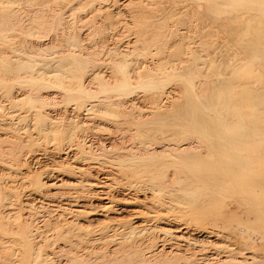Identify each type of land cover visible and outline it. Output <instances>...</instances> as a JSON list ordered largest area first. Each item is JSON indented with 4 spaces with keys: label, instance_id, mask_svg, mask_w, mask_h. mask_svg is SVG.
I'll return each mask as SVG.
<instances>
[{
    "label": "bare ground",
    "instance_id": "6f19581e",
    "mask_svg": "<svg viewBox=\"0 0 264 264\" xmlns=\"http://www.w3.org/2000/svg\"><path fill=\"white\" fill-rule=\"evenodd\" d=\"M19 1V0H18ZM26 1V0H22V3L21 4H25L24 2ZM27 1H29V0H27ZM31 1H33V0H31ZM40 1V0H39ZM42 1L43 0H41V3H42ZM49 1V3L52 1V0H48ZM53 1H55L54 3H53ZM52 1V3L53 4H57L56 3V1L58 2V1H62V0H53ZM69 1V0H68ZM74 1V0H73ZM81 4H83L84 2H85V5H87V4H90V5H94V7L98 4L99 5V3H100V1L99 0H78ZM82 1H84L83 3H82ZM95 1H99V3L97 2H95ZM105 1V0H104ZM104 1H102V2H104ZM107 1V0H106ZM105 1V2H106ZM113 1H115V0H113ZM162 1H164V0H162ZM174 1L175 0H173V2H171V0H170V2L172 3V4H174ZM181 1V0H180ZM180 1H178L179 3H183V1L182 2H180ZM185 1V0H184ZM192 1V0H191ZM194 1V0H193ZM198 1V0H197ZM199 1H203L204 3H202L201 5H203V7L200 5V3H199V5L201 6H198L197 5V3H195V4H193L192 5V7L194 6V7H196L195 5H197V7H198V10H200V11H204L202 14H204L203 16H205V18H203V17H200V19L201 18H203V19H199L198 17L200 16V15H202V14H200V15H197V18L202 22L204 19H206L207 21H210V23L212 24V22H213V20L214 19H218V17L220 16V15H222L223 16V14H225V13H229L230 14V12L232 13V16H234L236 13H240V12H235V14L232 12V10L234 9V8H236V9H246L247 10V8L246 7H250V8H252L253 10L255 9V11H254V13L256 14V10H258L259 11V13H262V7L264 6V4H262V5H260L259 4V2H257V1H260V0H199ZM36 2V1H35ZM34 2V3H35ZM37 2H38V0H37ZM59 2V4H61ZM63 2H64V0H63ZM62 2V3H63ZM66 2V1H65ZM71 2H72V0H71ZM70 1L68 2V4H67V6L69 5V3H71ZM78 2V3H79ZM93 2H95V4H93ZM112 2V1H111ZM169 1L167 0V2L165 1V3L167 4ZM177 1H175V3H176ZM177 2V3H178ZM188 2V1H187ZM31 3H33V2H31ZM40 3V2H39ZM39 3L37 4V6L39 5ZM40 3V4H41ZM108 3V2H107ZM115 3H117L118 4V7L121 9V10H127V12H128V9H130L129 10V12L127 13L128 15V19L126 20V17H125V14L123 13V17L121 16V18H123V19H125L123 22L122 21H120L121 19H119L118 17V19L117 20H115L114 22L117 24V22L121 25V23H122V27H124V28H126V30L129 32V34H127L126 33V30L124 31V29H120L119 28V30H120V32L121 31H124L126 34H127V36H131V35H133V36H131L130 38H128V37H126L125 36V38H127L128 40L125 42V43H123V41L125 40L124 38V40L122 39V38H120L119 36H120V32H116L117 34H119V36H117L118 38H120L121 39V42L124 44H122V46L123 47H120V48H122V51L120 52L121 53V57L119 58L118 57V59H114V63H110V64H115V66L114 67H116L115 69H117L116 71H118V72H121V73H124L125 72V65H126V59H125V56L124 55H126V54H132L131 56H133V55H140V56H149V59H150V55H155L156 53H158V52H160V51H162V44H164V41H166V40H168L166 37H173V39L175 38V36H169V35H172V34H176V36L177 35H183V33L181 32V33H178L177 34V32H179V31H176L175 29H177L176 27H175V29H173L174 28V26H180V25H178V24H174V22H181L180 24H184V22H185V24H188L187 22L188 21H190V19H192V18H190V12L191 11H194L196 8H194V9H192L191 8V10H190V12H189V20L188 21H186V16H185V19L183 18L184 17V10L185 9H187V8H184V10L183 11H181L182 9H183V7H182V9L180 10V5H179V3H178V5L177 4H175L176 6V8L177 9H179V13H177L175 10L176 9H174V11L172 10V7L171 6H169V5H171V4H169V5H167V6H169V8L171 7V9H169L168 7V9L166 10V7H165V5H161V3H160V1L159 0H116V2ZM160 3V4H159ZM164 3V2H163ZM162 3V4H163ZM185 3H186V1H185ZM184 3V4H185ZM191 3H194V2H191ZM190 3V4H191ZM15 4H16V0H0V19L2 20H0L1 22H2V24H4V25H2L3 27H1V22H0V28H1V31H0V36H2V38H4V39H1V40H4V41H9V40H11V39H13L12 37H14L15 35H12L13 33V29L12 28H14L15 29V27L17 28V24L15 23L16 22V20H15V18H14V21H12V18L13 17H16V16H18L21 12H19L18 11V13H16L14 10H15ZM27 4H28V2H27ZM66 4V3H65ZM81 4H79L80 6L79 7H81ZM102 4V3H101ZM99 5L100 6V8H101V6L102 5ZM157 4L158 5H160V6H163L164 7V9L166 10V11H168V12H166L164 9V12L162 13V14H160L159 15V13H161L160 11L162 10L161 8V10L159 11V8L158 7H160V6H157ZM184 4L182 5V6H184ZM22 5V6H23ZM29 5L31 6V4L29 3ZM28 5V6H29ZM50 5V9L54 12V14L57 12L56 10L54 11L52 8L54 7H57V5L56 6H52L51 4H49ZM62 5V4H61ZM60 5V6H61ZM74 5V4H73ZM84 5V6H85ZM109 6H110V3L108 4ZM108 5H107V7H108ZM115 4H113L112 3V7L114 6ZM27 6V5H26ZM29 6V7H30ZM40 6V5H39ZM45 6V5H44ZM43 6V7H44ZM70 6H72V4H70ZM98 6V7H99ZM105 8H106V5L104 4L103 5ZM117 6V5H116ZM179 8H178V7ZM187 7H189V4L188 5H186ZM191 6V5H190ZM10 7H12V10L17 14H14V12H12L11 10H10ZM16 7H17V5H16ZM77 7H78V4H77ZM78 7V8H79ZM83 7V6H82ZM81 7V8H82ZM89 7V6H88ZM97 7V6H96ZM104 7L103 8H101V10L100 11H98V8H96L95 10H94V8L92 9L93 10V13H94V15H95V12H96V10L98 11V13H103L104 12ZM157 7V8H156ZM174 7V6H173ZM174 7V8H175ZM205 7V9L203 10H201V8H204ZM240 7H242V8H240ZM18 8H19V6H18ZM21 8L23 9V7H20L19 9L21 10ZM28 8V7H27ZM35 8V7H34ZM44 8H46V10H47V7H44ZM68 8V7H67ZM69 8H71V7H69ZM81 8H79V10L81 9ZM99 8V9H100ZM110 8V7H109ZM108 8V10H109V14L108 15H110V10H111V8L109 9ZM200 8V9H199ZM264 8V7H263ZM31 9V8H30ZM43 9V8H42ZM61 9V8H60ZM59 9V10H60ZM65 9V8H64ZM87 9V8H86ZM107 9V8H106ZM118 9V8H117ZM116 9V10H117ZM243 9V10H244ZM18 9H16V11H17ZM27 10H29V9H27ZM40 10V9H39ZM45 10V11H46ZM49 10V9H48ZM50 10V11H51ZM57 10H58V8H57ZM66 10H68V9H66ZM78 10V11H79ZM91 9H89V11H90ZM91 10V11H92ZM103 10V12H101ZM108 10H106L107 12H108ZM114 10V9H113ZM30 11H33V10H30ZM29 11V12H30ZM35 11V10H34ZM44 11V10H43ZM86 11V10H85ZM91 11H90V13H91ZM95 11V12H94ZM105 11V12H106ZM117 11H119V10H117ZM116 11V12H117ZM157 11H159V13L157 12ZM178 11V10H177ZM200 11H198V12H200ZM257 11V12H258ZM10 12H12L15 16H13V14L12 13H10ZM24 12H27V11H25V7H24ZM62 12H63V10H62ZM62 12H60V13H58L57 15H55V17L56 18H54L55 20L53 21V26L55 25V26H59V24L63 21L62 20V16H59V14L60 15H62L63 13ZM104 12V13H105ZM113 12V11H112ZM111 12V13H112ZM125 13H126V11H124ZM158 14H157V13ZM197 11H195V13H196ZM243 12H245V11H242L241 13H243ZM248 12H252L251 10L250 11H248ZM31 13V12H30ZM29 13V14H30ZM33 13V12H32ZM31 13V14H32ZM37 13V12H36ZM103 13V14H104ZM253 13V12H252ZM259 13H257V14H259ZM12 14V15H11ZM22 14H24V13H22ZM21 14V16L23 17L25 14L28 16V14L27 13H25L24 15H22ZM34 14H35V12H34ZM48 14H50V13H48ZM47 14V15H48ZM53 14V13H52ZM185 14H188L187 13V11L185 12ZM191 14H193V12L191 13ZM234 14V15H233ZM245 14V13H244ZM247 14V13H246ZM37 15V14H36ZM38 15H40L39 13H38ZM37 15V16H38ZM42 15V14H41ZM77 15V14H76ZM91 14H88L87 16H90ZM94 15H92V16H90V18L89 17H87L89 20H92L91 18L94 16ZM97 15V18H98V14H96ZM102 15V14H101ZM115 15V14H114ZM195 15V14H194ZM193 15V17H195ZM237 15V14H236ZM241 15V14H240ZM262 15V14H261ZM261 15H259L260 17H261ZM263 15H264V13H263ZM262 15V17L264 18V16ZM13 16V17H12ZM20 16V15H19ZM18 17V21H19V18H21V22H19L18 24L19 25H21L22 23H23V18L22 17ZM44 16H45V14H44ZM104 15H102V18H100L101 19V21H102V19H103V21H102V23H104V17H103ZM116 16V15H115ZM221 16V17H222ZM225 16V15H224ZM242 16V15H241ZM245 16V15H244ZM247 16V15H246ZM26 17V16H25ZM32 17V16H31ZM30 17V18H31ZM61 19H60V18ZM76 17V16H75ZM96 17V16H95ZM99 17H101V16H99ZM111 17V16H110ZM192 17V16H191ZM229 16H227V17H223V19L222 18H220V19H222L223 21L224 20H227V19H229L227 22H225V32H226V30H227V32L225 33L224 32V26H223V35L225 36L224 37V43H223V45H219L218 47V49H219V52H214L215 53V56H213V60H212V62L213 61H215L216 63L215 64H210V68H209V71L207 72V73H205V77H204V72H205V68L208 66V63L207 62H204L203 61V55H201V57H200V55L198 56V57H196V56H194V55H192L193 53L190 51V49H189V47L187 46V44H185V43H181V41H180V44H177V45H175V47H174V49L171 51V53H170V55H171V57H172V59L170 60H166V63H168V64H170L171 66V69H168V68H170V67H166V64L164 65V67H162L161 68V71H160V73L159 74H153V73H151V72H148V73H146L145 75H143L142 77H140V79L138 80V86L136 87L137 88V90H138V87H140V88H143L144 90L146 89V90H148V91H151V92H153V93H151V96L149 95V93H148V95L151 97L150 99H152V97H153V102L154 103H156V104H154L151 100H150V103L153 105L154 104V106H157V105H159V104H157V103H159L158 102V100L160 99V97L162 96V94H163V96H164V93H162V91H160L159 92V89H162L163 90V88H161L162 87V85H164L166 82H168V81H170V80H172L173 79V81L175 80L176 82L178 81L179 83H180V85H178L179 86V88L178 89H180V90H182V91H176V92H174V93H178L177 95L176 94H174V95H176V97L177 98H179V99H181V100H179L180 102L177 104V102H175L176 103V106L174 105V103H173V105L174 106H172L171 104H172V100H174V99H171V104H169V106L167 105V107H170V111H168V109H167V115L165 116V117H161L160 118V116H158V118H155V116L156 115H153L152 116V120H154V119H160V120H158L156 123H155V121H154V123H152L151 121H150V118H148V121H150L151 122V124H150V122H148V121H146L145 119H143V121H146V125H142L143 127L142 128H140L141 127V125H140V123H141V121H138L139 119H137L136 121H137V124L135 123V124H132V125H138V126H140L139 128H137L136 126H135V128H137V130H135L136 132H134V130H132L131 132L132 133H135V135L133 134V136H136V141L138 140L141 144H142V146H141V144H139V142L137 141V143L141 146V147H143L144 145H146V144H148V143H151V141H156L155 139H158V142H157V144L159 145L160 144V142H162L163 140H161L160 141V139L159 138H163V139H166V140H169V141H173L172 143H175V142H177L178 140H180V138L181 137H186V139L188 138V137H191L192 139H193V137H196L198 140H199V142H200V149H202L201 150V153H199V152H197V154L196 153H194L195 155H193V156H189V157H187V158H185L186 157V155H184L183 153H185V150L187 151V152H189L190 150L189 149H191L192 150V148H191V146L192 145H187V144H185V145H182V149H184V152L182 153L181 151V155H184L183 156V158L181 157V155H178V154H180L179 152L176 154V156L178 155L179 156V158L181 157L183 160L182 161H180L181 163V166L182 167H184V165H185V169H187L186 171H185V173L183 172V173H181V176H180V178H176V179H178L179 181H180V179H182V181H183V178H181V177H184L185 178V180L183 181V182H185V184H184V186H186L185 187V190H184V192H183V198H184V200H183V202H180V201H177L176 199H173V201H174V204L176 205V203L177 204H179V205H181V207H182V210L180 211L181 213H179V212H176L175 211V213L176 214H174V213H172V215H168V214H166L165 212H163V210H162V212L161 211H159V210H161L160 209V207H159V210L157 209V212H153V210L152 209H150V211H148V209L147 208H145V209H139V208H137V205H136V207H133V206H135V204H139V203H141V202H143V200H142V198L139 196V194L140 193H138V192H135L133 189H136V188H138V187H135L134 185H130V187L131 188H126V190H128V194H130L128 197H129V201L130 202H128L127 201V197L126 198H124L123 196H125V194L124 195H122V193H121V195H122V197L123 198H121V197H119V200H117V197L119 196H117L116 198L114 197V193L112 194L111 192H110V189L113 187V183L114 184H118V187L119 186H121V184L123 185V182H127L128 180V178L125 180V179H119V178H116L115 177V174H113V172L114 171H117V170H114L113 172L111 171L112 169H99L100 167H99V165L100 164H98L97 166L99 167H97V166H95L94 164H90V161H89V163H86V164H83L84 162H82V161H80V162H82V164L83 165H81V163H79L78 162V164H80V165H77L76 164V162L74 163V162H72V160L70 161V159H69V157H73V156H70L69 154L70 153H72V152H76V150H77V153L75 154L76 155V157H75V159H83V160H86V156H87V154H90V157L92 156V153H94L93 152V146L92 145H89V144H87L88 146H85L84 145V142L82 141H79L78 143H76V144H73V145H71L70 146V149H68L67 148V150H69L67 153L66 152H64V156H62V158H61V162L62 163H60L61 165H59V166H57V167H54L52 170H54L55 172H56V170L58 171V169L60 170V171H62V172H64L65 173V175H68V177L70 178V180L68 181V179H67V177H65L66 179H67V181H68V183H66L67 181H65V183L63 182V183H61V181H60V179H59V182L57 181V182H51L52 184H49V182H47L46 181V179H43L42 178V175H44V174H46V175H49V174H47V173H49V172H51L50 171V169L49 168H47L46 170H43L42 169V165L40 164V162L38 163L37 162V165H38V167L41 169V170H43V171H40L39 173L37 172V170L36 171H34V172H37L38 174H35L34 175V177L32 176V174H29V173H27L28 175H31L32 177H30L29 179L30 180H28L29 182L30 181H32L31 182V184L30 185H32V187H30L31 189H33V190H36V192H37V189H44L45 188V190H47V192H49L48 194L50 195V192H53L52 194H51V196L52 197H50L51 199L53 198V197H55V195H59V190H61L62 188H63V186L65 185V184H68L67 186H66V188L68 189V187H70L71 188V190H74V192H72V191H68L69 192V194H70V199H71V197L73 196V200H74V198L75 199H85V198H88V197H90V198H94V199H97L98 201H100L99 202V205H102V204H100L102 201H106L105 203V205H103V207L105 208V211L109 214V212L110 213H116L117 214V216H116V218L114 217V218H112L111 219V216L112 215H110V217H107L106 215H108L107 213L104 215V216H106L107 218H105L106 220L108 219V222L106 223L105 221H104V226H102L103 227V229H102V232L103 233H101V235H104L105 234V237H106V239H107V237L109 238H111V237H113V238H117V234H120V236H125V241H123V243L122 242H117L116 240V244H113V241H111L112 243V245L111 246H114V249H113V251H111V252H121V253H118L119 255H118V257L115 255L114 257L112 256V257H110V258H108V254H109V250L107 249L108 247L107 246H105V247H107L106 249L108 250H106L105 251V248L104 249H102L103 247H104V243H103V247L101 248L102 250H104V251H102V252H100V250L99 249H97V248H99L98 246H99V244H101L102 242L100 241V239L102 238L101 236L100 237H98V239L99 240H97L96 242H98V241H100V243L98 244L97 243V247H96V250H98V251H96L97 253L95 254L97 257H94V258H92L91 257V253H93L92 251H91V248L88 250L89 252H84V253H82L81 255H80V253L81 252H79L78 251V249L80 248V247H83L84 249L86 248V250L89 248V246L90 245H87V243L91 240L90 238H88L87 237V235L89 236L90 234H88L89 232H90V225H89V223L87 222L86 223V226L87 225H89V229L87 230V227L85 228L84 227V229H86V233L85 232H80V231H77L76 233L75 232H71V231H74V229H76V228H78L79 230H81V231H83L82 230V225H81V222H80V220H79V218H83V215L86 213V212H84L85 211V209L86 208H89V207H87L86 206V204H79V203H76V204H67V206L65 207V205H63V207H65V208H63L62 206H60V207H62L63 209L62 210H64L65 211V213L68 211L70 214H72V217H73V220L72 219H69L68 218V220H71L69 223H65V221H67V220H63V223L62 224H59V222L56 224V225H54L53 226V231H55L54 233H53V235H55V233H56V236H57V238H59V239H61L60 241H62V240H64L65 242V245H63V246H61V247H59L60 249L57 251L58 252V254H68V255H65V256H67L68 257V262H70L71 261V263L72 264H79L78 263V259H80L81 261H83L84 259H85V257H86V260L87 259H90L88 256L90 255V257L92 258V259H94L93 260V262L95 263V264H110V262H111V264H115L117 261V259H123L122 261H120L119 263L121 264V263H123L124 264V262H125V264H147L146 262L148 261V260H150V259H152L154 262L152 263V264H201L200 263V260H202L201 262H203L204 260L203 259H201L202 258V256L203 255H201V258H199V255H197L196 253H198L197 251H193V250H189V248L191 249V245H192V247H194V246H196L198 243H199V241H198V237H208V238H210L211 240L212 239H214L215 241L216 240H221L222 238H224V236L226 235V238L228 239V241L226 242V241H224V242H222V244L223 245H221V247H219V250H221L220 248H223L225 251H226V255H224V256H226V258L227 259H233L232 261H234V259H243L242 261L244 262V259L245 260H247V259H262V256L260 257V256H258L257 254L259 253V252H257L256 253V251L258 250V248H260V249H263L264 250V210L262 211V213H261V215H260V217H254L253 216V212H254V210H255V208H256V205H257V199H256V197H259V196H263V199H264V173H262L263 172V166H264V25L262 26V23H260V22H256V26L254 25V21L253 20H251V19H246L245 18V20L244 19H242L243 17H240L239 15H238V17H240L241 19H238V18H235V17H232L231 18V15H230V17L228 18ZM249 17V16H248ZM257 17V16H256ZM261 17V18H262ZM29 18V19H30ZM52 18V17H51ZM68 18V17H67ZM87 18H85V20L83 21L84 23H86V21L88 20ZM106 18H107V16H106ZM112 18V17H111ZM196 18V17H195ZM195 18H193V20L195 19ZM226 18V19H225ZM234 18V19H233ZM26 19V18H25ZM28 19V20H29ZM33 19H35V18H33ZM33 19H31V20H33ZM53 19V18H52ZM52 19H51V22H52ZM64 19V18H63ZM81 19V18H80ZM79 19V20H80ZM93 19L94 20H96V18H94L93 17ZM99 19V20H100ZM233 21H232V20ZM23 20V21H22ZM27 19H26V21L24 22V26L26 27L28 24H29V22H31V20L28 22V24H27V21H28ZM67 20V19H66ZM69 20V19H68ZM76 20H78V19H76ZM76 20H74V21H76ZM78 20V21H79ZM83 20V19H82ZM94 20H92V21H94ZM185 20V21H184ZM199 20H197V19H195L194 20V22H198ZM222 20H220V24H221V21ZM258 20V19H257ZM17 21V22H18ZM35 21V20H34ZM41 21V20H40ZM48 21H50V20H48ZM48 21H46V22H48ZM61 21V22H60ZM74 21H73V23H74ZM219 21V20H218ZM217 21V22H218ZM12 22H14V24L16 25H14ZM54 22H55V24H54ZM69 22V21H68ZM83 22H80L81 24L83 23ZM91 21H89V23H90ZM98 22H100V21H98ZM114 22H113V24H114ZM191 22V21H190ZM189 22V23H190ZM193 22V21H192ZM191 22V23H192ZM196 22V23H197ZM200 22V23H201ZM264 22V21H263ZM11 23H12V26H11ZM21 23V24H20ZM25 23H26V25H25ZM49 23V22H48ZM47 23V24H48ZM56 23H57V25H56ZM88 23V24H89ZM95 23V22H94ZM199 23V22H198ZM207 23V22H206ZM209 23V24H210ZM214 23V22H213ZM219 23H215L216 25H218ZM10 24V25H9ZM50 24V23H49ZM52 24V23H51ZM50 24V25H51ZM75 24H76V22H75ZM75 24H74V26H75ZM96 24V23H95ZM105 24V23H104ZM103 24V25H104ZM118 24V25H119ZM173 24H174V26H173ZM184 24V25H185ZM7 25V26H6ZM14 25V26H13ZM18 25V26H19ZM23 25V24H22ZM63 25V24H62ZM67 25V24H66ZM78 25H80V24H78ZM84 25V24H83ZM112 25V24H111ZM191 25H193V23L191 24ZM194 25H196V26H199V24H195L194 23ZM200 25H202V24H200ZM223 25V23L221 24V26ZM9 26V28L8 29H4V27H8ZM29 26V25H28ZM27 26V28H29ZM31 26H32V23H31ZM47 26V25H46ZM52 25H51V27H53ZM60 26H61V24H60ZM59 26V27H60ZM90 25H88V27H89ZM94 27L95 28V26L94 25H91V27ZM105 26V25H104ZM113 27L114 26H117V25H112ZM172 26H173V28H172ZM185 26H188V25H185ZM185 26H181L182 27V30H187V28L185 27ZM190 26V25H189ZM214 26V25H213ZM213 26H211L212 28H214ZM10 27H11V29H10ZM20 27V26H19ZM62 27V26H61ZM78 27V26H77ZM84 27H86V25H84ZM83 27V28H84ZM90 27V28H91ZM97 27V26H96ZM109 27V26H108ZM107 27V28H108ZM112 27V29L114 30V28ZM117 27H119V26H117ZM186 28V29H183V28ZM191 27V26H190ZM190 27L188 28L189 30H188V32L190 33ZM194 27V26H193ZM219 27V26H218ZM2 28H3V31H2ZM47 28H49L48 26L46 27V29ZM57 27H55L53 30H55ZM66 28V27H65ZM93 28V29H94ZM111 28V27H110ZM110 28H108L107 30H109ZM180 28V27H179ZM10 29V30H9ZM20 29H22V26L20 27ZM31 29V28H30ZM51 29V28H50ZM49 29V30H50ZM61 28H59V31L61 32H65V31H63L62 29L60 30ZM82 29V28H81ZM85 29V28H84ZM93 29H89L88 28V30H91V31H93ZM96 29V28H95ZM99 28H97L96 30H98ZM100 29H101V26H100ZM106 29V28H105ZM112 29H110V30H112ZM116 29V28H115ZM193 29V28H192ZM195 29V28H194ZM198 28L196 27V30H197ZM216 31L218 30V33H219V29H217V28H214ZM220 29H221V27H220ZM4 30H6V32L8 33L9 31H12L11 33L9 32L8 34L7 33H5V31ZM7 30H9V31H7ZM17 30V29H16ZM14 31V33H17L18 31ZM19 30V29H18ZM31 30H33V28L31 29ZM48 30V29H47ZM57 30V29H56ZM83 30V29H82ZM81 30V31H82ZM96 30H94V33H95V31ZM101 30H103V29H101ZM174 30H175V32H174ZM208 30V29H207ZM213 30V29H212ZM20 31V30H19ZM30 31V30H29ZM67 31H69L68 29H67ZM115 31V30H114ZM114 31H112L113 33H114ZM181 31V30H180ZM202 31V30H201ZM205 31V30H204ZM1 32H3V34L5 35V37H7V38H9L11 35V38L10 39H7V40H5V37H3L4 35L1 33ZM31 32V31H30ZM36 32V31H35ZM34 31H33V33L36 35L37 33H35ZM46 32V31H45ZM45 32H44V34H45ZM47 32H49V31H47ZM47 32H46V34H47ZM52 32V31H51ZM97 32V31H96ZM100 32H104V31H100ZM111 32V31H110ZM111 32V33H112ZM124 32H121L122 33V35H123V33ZM187 32V31H186ZM186 33V36L185 37H187L188 36V34L189 33ZM197 32V34H198V32L200 33V34H202V32H200L199 30H197L196 31ZM32 32H31V34H33ZM39 33L40 32H38V35H37V37L38 38H41L40 37V35H39ZM89 33V32H88ZM93 33V34H94ZM124 33V34H125ZM185 33V32H184ZM195 33V32H194ZM217 33V34H218ZM6 34H7V36H6ZM11 34V35H10ZM22 34H25V32L23 33H21L20 35H22ZM30 34V33H29ZM44 34H43V36H44ZM51 34V33H50ZM55 34V33H54ZM76 34H78L77 32H76ZM92 34V35H93ZM97 34H99V33H97ZM97 34L95 33L94 35H93V38H95L96 36H97ZM101 34V33H100ZM100 34H99V38H97V39H100ZM104 34H105V32H104ZM115 34V33H114ZM114 34L113 35H110V36H114ZM125 34V35H126ZM131 34V35H130ZM196 34V35H197ZM211 34V33H210ZM216 34V35H217ZM220 34H221V31H220ZM10 35V36H9ZM17 35H18V33H17ZM19 35V36H20ZM48 35V34H47ZM46 35V36H47ZM53 35V34H52ZM68 35H70V34H68ZM82 35H84V34H82ZM116 35V34H115ZM185 35V34H184ZM183 35V36H184ZM190 35V34H189ZM25 36V35H24ZM45 36V37H46ZM56 36H58V35H56ZM65 35L63 34V36H61L62 38L64 37ZM71 36V35H70ZM89 36H91V33H90V35ZM89 36H87V37H89ZM101 36H103V34L101 35ZM23 37V35L21 36V38ZM32 37H34V35L32 36ZM36 37V36H35ZM55 37V36H54ZM61 37H60V41H64V42H67V41H65L66 39V37L64 38V39H62L61 40ZM85 37V36H84ZM115 37V36H114ZM121 37H124V36H121ZM182 37V36H181ZM180 37V38H181ZM223 37V36H222ZM25 38V39H24ZM24 38H22V39H24L23 41H25L26 40V37H24ZM31 38V37H30ZM59 38V37H58ZM82 38V37H81ZM92 38V36L91 37H89V38H87V39H91ZM177 38H179L178 36H177ZM177 38H176V40H177ZM207 38V37H206ZM14 39H15V37H14ZM13 39V40H14ZM37 39V38H36ZM83 39V38H82ZM103 39V38H102ZM113 39V38H112ZM115 39H117V38H115ZM115 39L113 40V41H115ZM164 39H166V40H164ZM172 39V38H171ZM170 39V40H171ZM188 39V38H187ZM189 39H192L193 40V38L191 37V35L189 36ZM218 39V38H217ZM220 39H221V37H220ZM13 40H11V41H13ZM27 40H28V37H27ZM54 40H55V38H54ZM76 38L75 37H69V42L70 43H72V45L74 44V43H76ZM79 40V39H78ZM77 40V41H78ZM81 40V39H80ZM79 40V41H80ZM83 40H85V38L83 39ZM96 40V39H95ZM104 40V39H103ZM108 40H109V38H108ZM175 40V39H174ZM175 40V41H176ZM192 40H191V42H192ZM195 40V39H194ZM206 40V39H205ZM11 41H9L8 43H11ZM35 41H37V40H35ZM39 41V40H38ZM50 41V40H49ZM53 41V40H52ZM62 41V42H63ZM79 41H78V43H79ZM91 41V40H90ZM89 41V42H90ZM93 41V43H94V40H92ZM102 41V40H101ZM116 41H118V42H120V40L118 39V40H116ZM178 41V40H177ZM187 41V40H186ZM189 41V40H188ZM218 41V40H217ZM222 41H223V39H222ZM15 42H17V41H13V45H15ZM19 42V41H18ZM17 42V43H18ZM26 42V41H25ZM28 42V41H27ZM26 42V43H27ZM61 42V43H62ZM63 42V43H64ZM88 42V43H89ZM109 42V41H108ZM167 42V41H166ZM165 42V43H166ZM169 42V41H168ZM167 42V43H168ZM172 43H170V44H173L174 42L173 41H171ZM185 42V41H184ZM194 42V41H193ZM1 43H3V42H1ZM0 43V44H1ZM5 43V42H4ZM16 43V44H17ZM21 43H24V42H22L21 41ZM47 43V42H46ZM59 44L58 42H57V40H55V44L53 43V45H56L57 46V44ZM62 43V44H63ZM95 43H96V41H95ZM101 43V42H100ZM104 43V44H103ZM102 44L103 45H105L106 43L105 42H103ZM110 43V42H109ZM219 43V42H218ZM25 44V43H24ZM28 44H30V43H28ZM28 44H26L27 46H28ZM64 44H66V43H64ZM80 44V43H79ZM92 44V43H91ZM98 44V43H97ZM112 44V43H111ZM116 45H117V43H115ZM114 44V45H115ZM119 44H121V43H119ZM119 44L117 45L118 47H119ZM169 44V43H168ZM13 45H9V46H13ZM107 46H108V44H106ZM114 45L112 46V47H110V48H114V50H116L117 49V46H116V49H115V47H114ZM192 45V44H191ZM190 45V46H191ZM193 45H195L194 43H193ZM191 46V47H193L194 48V46ZM204 45V44H203ZM206 45H209L208 43L206 44ZM215 45V44H214ZM16 46V45H15ZM26 46V47H27ZM36 47H37V45H35ZM43 46H45V45H43ZM59 46V45H58ZM96 45H94L93 44V47H95ZM3 47H6V46H4L3 45ZM2 47V48H3ZM7 47H8V44H7ZM6 47V48H7ZM14 47V46H13ZM12 47V48H13ZM39 47H40V45H39ZM38 47V48H39ZM68 47V46H67ZM92 47V46H91ZM109 47V46H108ZM165 47L167 48L168 47V45L166 46L165 45ZM165 47H164V49H165ZM206 47V46H205ZM1 48V47H0ZM1 48V49H2ZM5 48V49H6ZM11 48V47H10ZM28 48H30L31 49V47H28ZM37 48V49H38ZM41 48H42V46H41ZM76 48H78V47H76ZM97 47H95V48H93L94 50L96 49ZM100 48H102V45H101V47ZM104 48V47H103ZM105 48H107V47H105ZM120 48H118V49H120ZM17 49V48H16ZM19 49V48H18ZM43 49V48H42ZM42 49H40V50H42ZM64 49V48H63ZM72 49V48H71ZM93 49H92V51H93ZM98 49V48H97ZM109 49V48H108ZM117 49V50H118ZM164 49H163V52H164ZM168 49V51H169V48H167ZM167 49H165V51L167 50ZM25 50V49H24ZM35 50V49H34ZM39 50V51H40ZM47 50V49H46ZM45 50V51H46ZM70 50V49H69ZM84 50V49H83ZM87 50V49H86ZM107 50V49H106ZM198 50V49H197ZM6 51V50H5ZM9 51V50H8ZM7 51V52H8ZM12 50L10 49V51H9V53L11 52ZM16 51V50H15ZM19 51V50H18ZM38 51V50H37ZM57 51V50H56ZM76 51V50H75ZM81 51V50H80ZM100 51V50H99ZM108 52H109V50H107ZM107 51H106V53H107ZM1 52H2V50H1ZM27 52H29V51H27ZM33 52V51H32ZM31 52V53H32ZM55 52V51H54ZM53 52V53H54ZM60 52V51H59ZM69 52V54L68 55H70V54H72L73 55V53H70V51H68ZM72 52V51H71ZM87 52V51H86ZM163 52H160L159 53V55H161V53H163ZM195 52H196V49H195ZM207 52H209L208 50H207ZM3 53H4V48H3ZM3 53H0V54H3ZM6 53V52H5ZM4 53V54H5ZM16 53V52H15ZM88 53V54H87ZM85 55L87 56V58H86V60H85V58L83 59V60H81V59H78V57L74 54V57L76 56V58L74 59V61H66V60H64L63 62L61 61V62H59L58 63V68L56 69V70H47V69H39V68H36L35 70H36V73H37V76L36 77H34V76H32V78H30L31 76H28V74H26L27 73V71L30 69V68H32V70H34V66L35 65H32V63L30 62V60L28 59V57L25 55L24 57H17L16 59H14V60H11V59H3V57L2 56H0V64H1V69H3V68H5V70L7 71V70H18V71H22L21 73H19V74H17V76L16 77H14L13 78V80H14V82H15V87H16V82H18V83H22L23 81H29V82H33V87H34V85H35V87L33 88V90H31L30 88L31 87H29V88H25L26 90H28V89H30L32 92V94L30 93V95L28 96V100H26L27 99V94H26V96L24 97V96H22L21 95V97H16V95H15V98H12L13 99V105L14 104H17L18 102L20 103V101H22V103H24V101H26V103H24L26 106L28 105V104H31V103H36L37 104V102H39V101H42V102H44V103H46V104H44V106L45 107H47V109H48V106H46L47 105V103H49V105H51L50 103H52V99H54L53 101H55L56 99V95L54 94V93H56V92H58V91H62L61 93H62V97H63V99H64V96L66 95V97L67 98H71V97H78L79 99H80V102H82L81 101V99L83 100L84 98H88V99H91L90 101V103H87V105L88 104H90V106H89V108H87V111H93V113H94V111L95 110H97V109H99V105L98 104H96L95 102H97V99L99 98H102L103 99V96H106V99L108 100V98H112L113 96H114V98H115V96H121V95H124L128 90H132V81H130V79L127 77V76H122V74H121V76H122V78L118 81V82H115L116 84L113 86V87H110L109 86V84L107 83V82H105V81H103L100 77H98V75H99V73H96V72H94V73H92V74H90V75H88L89 77H88V81L86 80L85 82H83L82 81V73L83 72H85L86 71V68H87V66H88V68L90 67L89 65H87V64H89L90 63V59H91V63H92V61H93V59L94 58H96V57H93L92 56V58H89V57H91V54H90V56H89V49H88V52H87ZM95 53L97 54V50L95 51ZM94 53V54H95ZM110 53V52H109ZM28 54V53H27ZM94 55V56H97V59H98V56L99 55H101V54H99V55ZM119 54V53H118ZM187 54H191V57L190 58H186V59H184L183 58V56L184 55H187ZM9 55V54H8ZM12 55H13V57L15 56L13 53H12ZM35 55V54H34ZM41 55V54H40ZM52 55V54H51ZM59 55V54H58ZM71 55V56H72ZM165 56H166V54H164ZM164 55L162 54L161 55V58L160 59H162V58H164ZM168 55V57H169V54H167ZM212 55V54H211ZM210 55V56H211ZM35 56H38L39 57V55H35ZM44 56V55H43ZM43 56L41 55V57L43 58ZM57 56V55H56ZM81 56V55H80ZM83 56V55H82ZM107 56V55H106ZM158 56V55H157ZM205 56V55H204ZM207 56H209V53H208V55ZM209 56V57H210ZM10 57V56H9ZM16 57V56H15ZM37 57V58H38ZM41 57H39L40 59H41ZM48 57V56H47ZM66 57V56H65ZM218 59H217V58ZM44 58H46V57H44ZM43 58V59H44ZM64 58V57H63ZM68 58V57H67ZM72 58H73V56H72ZM80 58V57H79ZM142 58V57H141ZM141 58L139 57V59H140V61H141ZM166 58V57H165ZM165 58H164V60H165ZM206 58V57H205ZM41 59V63L42 62H45L44 64L46 65V63L48 64V62H46L45 60H47L48 58H46V59ZM55 59V58H54ZM53 59V60H54ZM69 59H70V57H69ZM97 59H94V61H93V67H94V63L96 62V64H95V66L97 67V61H95V60H97ZM39 60V59H38ZM101 60V59H100ZM128 60V59H127ZM146 60H147V58L146 59H144V61L146 62ZM154 60H155V58H154ZM210 60V59H209ZM47 61H49V60H47ZM85 61V62H84ZM102 61V60H101ZM106 61V60H105ZM109 62H112L113 60L111 59V61H110V59L108 60ZM157 61V60H156ZM175 61H180V62H182V61H184V62H182L183 64H185V61H186V63H187V65H188V62H189V66L187 67V65H186V68L185 67H183L184 68V70H181L182 68H180V67H178V68H180V70L178 71L177 69H176V71L174 70L176 67H174V66H176V65H174L173 63L175 62ZM49 62H52V59L49 61ZM103 62V61H102ZM108 62V63H109ZM158 62V61H157ZM156 62V63H157ZM180 62H176V64H180V66H182V64L180 63ZM90 63V64H91ZM105 63V62H104ZM103 63V64H104ZM153 63V62H152ZM43 64V63H42ZM50 64V63H49ZM92 64H91V67H92ZM100 64V63H99ZM141 64H143L142 63V61H141ZM108 66V65H107ZM150 66H152V65H150ZM168 66V65H167ZM184 66V65H183ZM96 67H95V69L94 70H96ZM99 67V66H98ZM139 67H140V65H139ZM139 67H137V69L139 68ZM141 67H142V65H141ZM147 67V66H146ZM155 67V66H154ZM88 68H87V70H88ZM154 69V68H153ZM91 70H93V69H91ZM140 70V69H139ZM152 70V69H151ZM25 71V72H24ZM182 71V72H181ZM88 72H90V71H88ZM130 72V71H129ZM6 73V72H5ZM88 74V73H87ZM198 75V76H197ZM6 75L4 74V73H1V71H0V82H1V84H3L2 86H7V84H10L11 82L5 77ZM199 76H203V78H206V82H205V84H204V86L203 87H199V86H195V84H196V81H197V77H199ZM132 77V76H131ZM134 77V76H133ZM11 78H12V76H11ZM117 78H119V77H117ZM136 78V77H135ZM202 78V77H201ZM203 78L201 79V80H203ZM200 80V79H199ZM10 82V83H9ZM14 82H12V83H14ZM176 82H175V84H176ZM203 82H204V80H203ZM11 83V84H12ZM171 83V82H170ZM170 83H169V85H170ZM174 83V82H173ZM173 83H171V85L173 84ZM199 83H201V82H199ZM198 82H197V85H200ZM27 84V83H26ZM112 84V83H111ZM174 84V85H175ZM32 85V84H31ZM177 85H176V87H177ZM13 87H14V84L12 85ZM19 86V85H18ZM25 86V85H24ZM14 87V88H15ZM28 87V86H27ZM135 87V86H134ZM133 87V89H134V91H135V88ZM173 87V86H172ZM175 87V88H176ZM24 88V87H23ZM167 88V87H166ZM166 88H164V89H166ZM196 88H200V89H196ZM11 89V88H10ZM20 89V88H19ZM142 89V90H143ZM173 89H174V87H173ZM178 89H176V90H178ZM26 90H24V91H26ZM141 90V89H140ZM141 90V91H142ZM145 90V91H146ZM158 90V91H157ZM172 90V89H171ZM170 90V91H171ZM12 91V90H11ZM41 91H42V93H41ZM164 91V90H163ZM168 91V90H167ZM173 91H175V89L173 90ZM19 92V91H18ZM30 92V91H29ZM60 92H59V94H60ZM139 92V91H138ZM147 92V91H146ZM166 92V91H165ZM172 92V91H171ZM13 93V92H12ZM28 93V92H27ZM65 93V94H64ZM130 93V92H129ZM132 93V92H131ZM136 93V92H135ZM143 93V92H142ZM169 93V92H168ZM167 93V94H168ZM2 93H0V95H1ZM29 94V93H28ZM55 95V97L54 96H52V95ZM139 94V93H138ZM166 94V95H167ZM172 94V93H171ZM170 94V95H171ZM13 95V94H12ZM18 95V94H17ZM126 95V94H125ZM124 95V96H125ZM165 95V96H166ZM170 95H167V96H170ZM8 95L6 94V97H7ZM11 96V92H10V95L8 96V97H10ZM14 96V95H13ZM61 96V95H60ZM167 96H166V98H167ZM4 98H5V96H3ZM23 97V98H22ZM118 97L116 98V99H118ZM171 98H172V96H170ZM173 97H175V96H173ZM175 97V98H176ZM3 98V100L5 101V99ZM11 98V97H10ZM26 98V99H25ZM120 98H122V97H120ZM119 98V99H120ZM125 97H123V99H124ZM147 98V97H146ZM176 98V99H177ZM8 99V98H7ZM23 99H25L24 101H23ZM62 99V98H61ZM62 99V100H63ZM99 99H98V101H99ZM105 99V98H104ZM103 99V100H104ZM123 99H122V101H123ZM140 99V98H139ZM176 99H175V101H176ZM3 100H1V101H3ZM60 100V99H59ZM62 100H60V101H62ZM65 100V99H64ZM101 100V99H100ZM107 100H104L105 102L107 101ZM112 100H113V98H112ZM111 100V101H112ZM147 100H149V98L147 99ZM146 100V101H147ZM165 100V99H164ZM3 101V102H4ZM9 101V100H8ZM8 101L5 103H3V106H1L2 104V102L0 103L1 105H0V108H3L4 107V105L5 106H7L6 104L8 103ZM51 101V102H50ZM58 101V100H57ZM59 101V102H60ZM78 101V100H77ZM109 101H110V99H109ZM114 101H116V100H114ZM113 101V102H114ZM121 101V102H122ZM126 101V100H125ZM124 101V102H125ZM162 101V100H161ZM166 101V100H165ZM167 101H169V99L167 100ZM167 101H166V104H168L167 103ZM12 102V100L9 102V104ZM56 102V101H55ZM69 102V101H68ZM67 102V103H68ZM71 102V101H70ZM84 102H89V101H86V100H84L83 101V104H84ZM103 102V101H102ZM120 102V103H121ZM129 102V101H128ZM134 102V101H133ZM61 103V102H60ZM59 103V104H60ZM64 104H65V102H63ZM117 103H119V100H118V102ZM24 104H22V105H24ZM35 104V105H36ZM69 104V103H68ZM106 104V103H105ZM111 104H112V102H111ZM123 104H126V103H123ZM133 104V103H132ZM141 104V103H140ZM160 104H161V102H160ZM166 104H164V105H166ZM13 105L11 106L12 108H14L13 107ZM18 105V104H17ZM33 105V104H32ZM54 105L56 106V104L54 103ZM108 105H109V103H108ZM115 105H116V103H115ZM118 106L120 105V104H117ZM10 106V105H9ZM37 106H38V104H37ZM43 106V104L40 106V107H42ZM51 106H53V103H52V105ZM51 106H49V107H51ZM60 106V105H59ZM58 106V107H59ZM111 106V105H110ZM125 106V105H124ZM127 106V105H126ZM130 106H132V105H130ZM146 106V105H145ZM160 106H163V102H162V104L160 105ZM172 106V107H171ZM16 107V106H15ZM22 107V106H21ZM54 107V106H53ZM57 107V106H56ZM113 107H114V105H113ZM117 107V106H116ZM120 107H121V109H122V107H123V105L121 106L120 105ZM134 107H135V105H134ZM134 107H133V109H134ZM143 107V106H142ZM149 107H151V106H149ZM164 107V106H163ZM174 107V108H173ZM12 108H11V110H12ZM25 108V107H24ZM26 108H28V107H26ZM38 108V107H37ZM86 108V107H85ZM126 108V107H125ZM147 108H148V105H147ZM151 108H153L154 110L156 109V108H154L153 106L151 107ZM150 108V109H151ZM17 109H19V108H17ZM22 109V108H21ZM29 109H31V108H28L27 110H29ZM34 109V108H33ZM33 109H31V110H33ZM39 109V108H38ZM73 109V108H72ZM102 109V108H101ZM114 109H115V107H114ZM120 108H119V110H120V112L122 113V111L123 110H121ZM131 109V108H130ZM158 109V108H157ZM157 109H156V111H157ZM163 109V108H162ZM162 109H159V110H162ZM3 110H5L4 108H3ZM24 109H22V111H23ZM31 110L29 111V113L28 112H26V114L28 113L29 115H30V112H31ZM39 110H42V112L44 111L43 109H39ZM38 110V111H39ZM52 110V109H51ZM50 110V111H51ZM76 110V109H75ZM116 110V109H115ZM114 110V111H115ZM164 110V109H163ZM20 111V110H19ZM37 111V110H36ZM36 111H34L35 113H36ZM47 111V110H46ZM45 111V112H46ZM84 111V110H83ZM102 111V110H101ZM118 111V109L115 111V112H117ZM4 111H2L1 113L4 115V114H6V113H3ZM6 112V111H5ZM9 112H11V111H9ZM13 112V111H12ZM17 112V111H16ZM13 113L14 115H10L11 113H8V111H7V115L9 116V119H12V120H14V118H12V117H18V119H20L19 117L25 112V110L23 111V113L21 114V113ZM40 112L41 111H39V116H40ZM65 112V111H64ZM67 112V111H66ZM120 112L118 113L117 112V114L119 115V119L121 118L122 119V117H126V114L123 116V113H122V116L120 117ZM123 112H125L126 113V111H123ZM132 112L133 111H131L130 112V115L132 114ZM134 112H135V109H134ZM148 112V111H147ZM158 112V111H157ZM162 112V111H161ZM47 113H49V112H47ZM99 113V112H98ZM103 113H107V111L105 110V111H103ZM2 114H0L1 116H3ZM27 114V115H28ZM37 114V113H36ZM44 114V113H43ZM50 114V113H49ZM48 114V115H49ZM71 114V113H70ZM75 114V113H74ZM85 114V113H84ZM96 114V113H95ZM95 114H93V115H95ZM128 114V113H127ZM134 114V116H136L135 115V113H133ZM152 114V113H151ZM150 114V115H151ZM154 114V113H153ZM156 114V113H155ZM24 116H25V114H23ZM26 115V116H27ZM28 115V116H29ZM32 115V114H31ZM30 115V116H31ZM51 115V114H50ZM88 115V114H87ZM88 116L89 118H91V117H93L94 118V116ZM138 115V114H137ZM8 116H5V117H7L8 118ZM11 116V117H10ZM22 117V118H25V117ZM39 116H36L37 117V119L39 118ZM70 116V115H69ZM109 116V115H108ZM129 116V115H128ZM139 116V118H142V117H140V114L138 115ZM144 116V115H143ZM148 115H146V117H147ZM5 117H3V118H0V119H5ZM32 117V116H31ZM31 117H29V118H31ZM47 117H49V116H47ZM53 117V116H52ZM85 117H86V115H85ZM101 117V116H100ZM104 118H105V116H103ZM102 117V118H103ZM131 117V116H130ZM133 117V116H132ZM149 117V116H148ZM153 117H154V119H153ZM6 118V119H7ZM15 118V119H16ZM34 118V117H33ZM41 118V117H40ZM60 118V117H59ZM59 118H58V120H59ZM95 118H96V115H95ZM101 118V119H102ZM136 118H137V116H136ZM162 118H165V119H162ZM17 119V120H18ZM26 119H28L27 117H26ZM48 119V118H47ZM68 119H69V117H68ZM106 119H110L109 117L107 118L106 117ZM119 119H118V121H119ZM120 119V120H121ZM125 118H123L122 120L124 121V122H122L121 121V123H125V121L127 120V121H129L128 119V117H127V119L126 120H124ZM135 119V118H134ZM147 119V118H146ZM29 120V119H28ZM49 120V119H48ZM54 120H55V118L52 120L53 122H54ZM56 120H57V117H56ZM60 120H62V119H60ZM111 120V119H110ZM140 120H142V119H140ZM37 121V120H36ZM51 121V120H50ZM51 121V122H52ZM63 121V120H62ZM106 121V120H105ZM113 122L112 123H116V121H114V120H112ZM135 120H134V122H136ZM5 122V121H4ZM8 122V120L5 122V124H4V126H6V123ZM11 122V121H10ZM16 122V121H15ZM130 122V121H129ZM128 122V123H129ZM1 124H2V121L0 122ZM18 123V122H17ZM39 123V122H38ZM37 123V124H38ZM55 123V122H54ZM89 123V122H88ZM120 123V122H119ZM118 122H117V124H119ZM149 123V124H148ZM10 124V123H9ZM12 124V123H11ZM46 124V123H45ZM116 124V126H118V127H115V128H119L120 126L119 125H117ZM130 124H131V122H130ZM129 124V125H130ZM142 124V123H141ZM143 124H145V122H143ZM15 125H16V123H15ZM15 125H14V127H15ZM18 125H19V123H18ZM39 125V124H38ZM40 125H41V123H40ZM48 125H49V123H48ZM60 125V124H59ZM120 125H123V124H120ZM3 126V127H4ZM9 126H11V125H9ZM8 126V127H9ZM26 126H28V125H26ZM61 126V125H60ZM82 126V125H81ZM124 126V125H123ZM126 126V125H125ZM0 127H2L1 125H0ZM13 127V126H12ZM11 127V128H12ZM13 127V128H14ZM41 127H43V126H41ZM40 127V128H41ZM48 127V126H47ZM66 127V126H65ZM71 127V126H70ZM69 127V128H70ZM75 127V126H74ZM19 128V127H18ZM22 128H24V127H22ZM38 128V127H37ZM46 128V127H45ZM50 128V127H49ZM72 128L73 127H71V130H72ZM128 128V127H127ZM14 129H16V128H14ZM20 129V128H19ZM25 129V128H24ZM47 129V128H46ZM129 129V128H128ZM128 129H126L125 128V130H127L128 131ZM131 129V128H130ZM132 129H133V127H132ZM41 130H44V129H40V131ZM73 130H74V128H73ZM122 130V129H121ZM15 131V130H14ZM17 131H18V129H17ZM17 131H15V132H17ZM37 131H39V130H37ZM46 131V130H45ZM44 131V132H45ZM48 131H51L52 132V130H51V128H50V130L48 129L47 130V132H46V134H50V132H48ZM56 131V130H55ZM124 131V130H123ZM120 132V131H119ZM130 132V131H129ZM130 132V133H131ZM23 133V132H22ZM26 133V132H25ZM125 133V132H124ZM14 134H16V133H14ZM31 134V133H30ZM42 134V133H41ZM41 134L39 135V136H41ZM44 134V133H43ZM129 134V133H128ZM18 135V134H17ZM64 135V134H63ZM27 136L28 135H26V138H27ZM31 136H33V135H31ZM48 135H46V137H47ZM132 136V135H131ZM22 137V136H21ZM38 137V136H37ZM44 137L45 136H43V138H42V136H41V138H42V140L44 139ZM46 137H45V139H46ZM1 138V137H0ZM15 138V136H13V139ZM16 138H19V137H17L16 136ZM15 138V141H17V139ZM25 138V137H24ZM23 138V139H24ZM31 137L29 136V139H30ZM41 138H40V140H41ZM131 138H133V137H131ZM190 138V139H191ZM195 138V139H196ZM11 139V138H10ZM9 139V140H10ZM36 138L33 136V138L32 139H30L29 141H28V143L26 142V141H21L22 142V145L24 144V142H26V144L25 145H27L28 147H29V145L28 144H30V142L31 143H33V142H35V141H37V140H35ZM192 139H191V141H192ZM3 140H8V139H4L3 138ZM8 140V141H9ZM25 140V139H24ZM41 140V141H42ZM134 140V139H133ZM189 140V139H188ZM7 141V142H8ZM10 141H13L12 139L10 140ZM20 141V140H19ZM19 141H17V144H14V145H18V143H19ZM88 141V140H87ZM129 141V140H128ZM127 141V142H128ZM160 141V142H159ZM182 141V140H181ZM193 141H195V140H193ZM4 142V141H3ZM43 142V141H42ZM41 142V143H42ZM44 142H45V140H44ZM86 142V141H85ZM89 142V141H88ZM132 142V141H131ZM186 142H188L187 140H186ZM186 142H184V143H186ZM198 142V143H199ZM0 143H2V140L0 139ZM16 143V142H15ZM40 143V142H39ZM40 143V144H41ZM153 143V142H152ZM164 143H165V141H164ZM167 143V142H166ZM171 143V144H172ZM190 143H192V142H190ZM9 145L11 144V146H13V143L12 142H9L8 143ZM138 144L136 145V147L138 146ZM154 144H156V143H153V145ZM156 144V145H157ZM168 144V143H167ZM183 144V143H182ZM193 144V143H192ZM195 144V143H194ZM35 145H37V142L35 143ZM35 145H33L32 144V146H35ZM150 144H148V146H149ZM157 145V146H158ZM180 145V144H179ZM197 145V144H196ZM11 146H9V147H11ZM24 146V145H23ZM27 146H25V147H27ZM93 148H92V147ZM95 146V145H94ZM118 146H120V145H118ZM125 146V145H124ZM123 146V147H124ZM134 146H135V144H134ZM147 146V147H148ZM164 146V145H163ZM162 146V148L164 149L165 147H163ZM168 146V145H167ZM166 146V149L168 150V147ZM170 146V145H169ZM194 146V145H193ZM192 146V147H193ZM99 147V146H98ZM146 147V146H145ZM151 147V146H150ZM159 147H160V145H159ZM177 147H178V144H177ZM176 146H174L173 148H177ZM180 147V146H179ZM196 148L198 147V146H195ZM195 147H193V148H195ZM14 148H15V146H13V150H14ZM18 148H21V147H19L18 146ZM17 148V149H18ZM32 147H31V144H30V149H31ZM96 148H97V146H96ZM104 148V147H103ZM113 148V150H115L114 149V147H112ZM111 148V149H112ZM118 148V147H117ZM120 148H121V146H120ZM127 148H129V147H127ZM149 148V147H148ZM171 148V147H170ZM173 148H171V149H169V150H172ZM181 148L180 149H178V150H181ZM16 148H15V153H16V150H17ZM109 149H110V147H109ZM125 149V148H124ZM134 149V148H133ZM132 149V151H133V154H136L137 153V150L138 149H136V153H134L135 151ZM144 149V148H143ZM143 149H141L138 153L140 154V152L143 150ZM149 149H151V148H149ZM153 149L155 150V147L153 146ZM159 150L161 149V147L160 148H158ZM162 149V150H163ZM189 151H188V150ZM199 149V150H200ZM7 149H5V151H6ZM19 150V149H18ZM25 150V149H24ZM99 150V149H98ZM112 150V151H113ZM122 150V149H121ZM131 150V149H130ZM147 150V149H146ZM145 150V151H146ZM159 150H156V151H159ZM166 150V151H167ZM174 150V149H173ZM173 150H172V152H173ZM177 150V151H178ZM196 150V149H195ZM198 150V149H197ZM20 151V150H19ZM23 150H22V148H21V152H22ZM26 151H29V150H27L26 149ZM65 151V150H64ZM95 151V150H94ZM104 151V150H103ZM132 151H130V153L132 152ZM144 151V152H145ZM150 151V150H149ZM152 151V150H151ZM164 151V150H163ZM166 151H164V153L166 152ZM177 151H174L173 153L175 154ZM192 151H194V149L192 150ZM7 152V151H6ZM8 152H13V151H11L10 150V148H8ZM7 152V153H8ZM18 152V151H17ZM62 152V151H61ZM114 152V151H113ZM117 152H119V151H117ZM117 152H115V153H117ZM126 152H127V150H126ZM147 152V151H146ZM161 152V151H160ZM14 153V152H13ZM25 153V152H24ZM32 153V152H31ZM96 153V152H95ZM101 153H103L102 151H101ZM123 153V152H122ZM147 153H149V152H147ZM146 153V154H147ZM158 154V152L156 153L155 151L153 152V153H150V154ZM170 153V152H169ZM172 153V154H173ZM193 153V152H192ZM9 154V153H8ZM7 154V155H8ZM17 154V153H16ZM74 154V153H73ZM104 154V153H103ZM126 154V153H125ZM132 154V155H133ZM145 153H144V156L146 155ZM162 154V153H161ZM171 154V153H170ZM174 154L173 155H171V156H174ZM187 154V153H186ZM188 154H190V153H188ZM188 154H187V156H188ZM0 155H1V153H0ZM14 155V154H13ZM20 155H22V153L20 154ZM25 155V154H24ZM24 155H22V157H24ZM26 155H28L27 153H26ZM74 155V156H75ZM102 155V154H101ZM112 155V154H111ZM111 155H110V157H111ZM120 155H122V154H119V157L121 158V161L122 162H126V158H123L122 159V157H125V155H124V153H123V155L122 156H120ZM127 155H130L129 157L131 158V157H133V156H131V154H127ZM149 155V154H148ZM163 155H165V154H163ZM9 156V155H8ZM10 156H11V154H10ZM15 157H18L17 155H14ZM61 156V155H60ZM93 156H95V154L93 155ZM105 157H106V155H104ZM107 156H108V154H107ZM114 156H116V155H114ZM135 157H136V155H134ZM140 156V155H139ZM138 156V154H137V157H139ZM143 156V155H142ZM141 156V157H142ZM154 156V155H153ZM152 156V157H153ZM156 156V155H155ZM166 156V155H165ZM168 156H170V155H167L166 156V160H167V157ZM1 157V156H0ZM12 157V156H11ZM22 157H20V158H22ZM32 157V156H31ZM39 157V156H38ZM38 157H34V158H38ZM134 157V158H135ZM147 157V156H146ZM97 158V157H96ZM154 158V157H153ZM159 158V157H158ZM160 158H162V155H161V157ZM159 158V159H160ZM165 158V157H164ZM169 158V157H168ZM180 158V159H181ZM184 158H185V163L186 164H183L182 165V163H184ZM5 159V158H4ZM8 159V158H7ZM72 159H74V158H72ZM89 159V158H88ZM112 159V158H111ZM116 159H119L118 157L116 158ZM163 159V158H162ZM171 159V158H170ZM16 160V159H15ZM34 160V159H33ZM38 160H39V158H38ZM90 160V159H89ZM132 160H134L133 158H132ZM136 161H138V160H141V159H138L137 160V158L135 159ZM156 160V159H155ZM158 160V159H157ZM161 160V159H160ZM159 160V161H160ZM177 160V162L179 163V161H178V159H176ZM22 161H24V160H22ZM74 161V160H73ZM75 161H78V160H75ZM93 161V160H92ZM5 162V161H4ZM16 162V161H15ZM30 162V161H29ZM87 162V161H86ZM142 162V161H141ZM167 162V161H166ZM22 163V162H21ZM92 163V162H91ZM134 163H136V162H134ZM139 163V162H138ZM145 163V162H144ZM161 163V162H160ZM164 163V162H163ZM7 164V163H6ZM24 164H26V162L24 161ZM166 164V163H165ZM11 165H13V164H11ZM22 165V164H21ZM41 165V166H40ZM164 165V164H163ZM162 165V168L164 167ZM1 166V165H0ZM9 167H10V165H8ZM23 166V165H22ZM166 166H168V164L166 165ZM7 167V166H6ZM25 167V166H24ZM44 167V166H43ZM122 167V166H121ZM169 167H171L170 165L168 166V168ZM2 168V167H1ZM10 168H13V167H10ZM9 168V169H10ZM46 168V167H45ZM128 168H129V166H128ZM134 168V167H133ZM139 168V167H138ZM177 168V167H176ZM8 169V170H9ZM14 169V168H13ZM13 169H11V170H13ZM16 169V168H15ZM18 169V168H17ZM24 169V168H23ZM37 169V168H36ZM40 169H38V171L40 170ZM49 169V170H48ZM131 169V168H130ZM141 169V168H140ZM165 169V168H164ZM164 169H162V171H166V170H164ZM173 168H171V169H168V171L169 170H172ZM178 169V168H177ZM185 169H183V170H185ZM19 170V169H18ZM17 170V171H18ZM20 170H22V169H20ZM28 170V169H27ZM99 172H101V178H99L98 177V171ZM143 170V169H142ZM180 170V169H179ZM3 171V170H2ZM4 171H6L7 172V169L5 170L4 169ZM10 171V170H9ZM9 171H8V173H9ZM15 171V170H14ZM25 171V170H24ZM24 171H22L23 172V174L22 173H20V172H18L19 173V175L20 174H22V176H20L21 178L20 179H22L21 180V182L22 181H24L25 179H28L26 176L27 175H25V172ZM53 171V172H54ZM120 171V170H119ZM139 171V170H138ZM161 170H160V174H161V176L160 175H158V176H160V177H162V176H164V175H162L163 174V172H162ZM173 171V170H172ZM176 171H178V170H176ZM181 171V170H180ZM33 172V171H32ZM32 172H30V173H32ZM47 172V173H46ZM52 172V173H53ZM123 172V171H122ZM171 172V171H170ZM11 173V172H10ZM9 173V174H10ZM58 173V172H57ZM64 173H62L63 175H64ZM174 173V172H173ZM172 173V174H173ZM6 174V173H5ZM16 174V173H15ZM15 174H14V176H15ZM51 174V173H50ZM184 174V175H183ZM11 175V174H10ZM13 175V174H12ZM25 175V176H24ZM62 175V176H63ZM118 175V174H117ZM133 176H134V174H132ZM139 175V174H138ZM137 175V176H138ZM5 176V175H4ZM127 176V175H126ZM145 176H147L146 175V173H145ZM158 176H157V178H158ZM175 176V173L173 174V177ZM2 177V176H1ZM0 177V178H1ZM16 177H17V179L16 180H18V174H16ZM26 177V178H25ZM48 177V176H47ZM50 177H51V175H50ZM57 177V176H56ZM4 178V177H3ZM59 178V177H58ZM130 178V177H129ZM163 178V180H164V178H166V180H167V177H162ZM175 178V177H174ZM173 178V179H174ZM2 179V178H1ZM19 179V180H20ZM66 179H64V180H66ZM133 179H134V177H133ZM136 179V178H135ZM139 179V178H138ZM147 180H148V176H147V178H146ZM145 179V180H146ZM150 179V178H149ZM159 179V178H158ZM157 179V180H158ZM161 179V178H160ZM47 180H49V179H47ZM56 180H57V178H56ZM63 180V181H64ZM139 180H141V179H139ZM145 180H143L142 182L145 184L146 182H144ZM146 180V181H147ZM156 180V179H155ZM162 180V179H161ZM164 181V182H169V181ZM1 181V180H0ZM55 181V180H54ZM114 181H116V183L114 182ZM137 181V180H136ZM151 181H152V183H153V179H151ZM179 181H177V183H175L174 182V184H179L178 182ZM13 182H15V181H13ZM17 182H20V181H17ZM139 182V181H138ZM137 182V183H138ZM142 182H140V183H142ZM150 182V181H149ZM156 182H162V181H156ZM164 182H162L163 184H164ZM133 183V182H132ZM136 183V182H135ZM134 183V184H135ZM142 183V184H143ZM147 183H148V181H147ZM155 183V182H154ZM182 183L181 184H179V185H182ZM23 184H25L24 182H23ZM141 184V185H142ZM151 184V183H150ZM150 184H148V186H150ZM158 183H156V184H154V185H157ZM173 184V183H172ZM6 185H8L9 186V184H7L6 183ZM5 185V186H6ZM128 185V184H127ZM138 185H140V184H138ZM161 185V184H160ZM165 185V184H164ZM164 185H162V186H164ZM167 185V184H166ZM1 186V185H0ZM8 186H6V187H8ZM24 186H26V184L24 185ZM129 186V185H128ZM143 186H145V185H143ZM146 186H147V184H146ZM147 186V187H148ZM159 186V185H158ZM168 186H169V184H168ZM174 186V185H173ZM184 186H181V188H183ZM13 187V188H12ZM11 187V185H10V187H8V188H11V189H14L15 187L14 186H12ZM26 187H28V186H26ZM48 187V188H47ZM115 187V186H114ZM122 187V186H121ZM127 187V186H126ZM156 187L157 186H153V188H155L156 189ZM170 187V186H169ZM3 188L5 189V187L3 186ZM2 187H1V191H2V189H3ZM47 188V189H46ZM61 188V189H60ZM69 188V189H70ZM124 188V187H123ZM133 188V189H132ZM150 188H152V184H151V187ZM168 188V187H167ZM172 188V186L170 187V189ZM175 188V187H174ZM178 188H179V186H178ZM177 188V189H178ZM4 189H3V191H4ZM16 189H17V187H16ZM19 189V188H18ZM18 189H17V191H18ZM67 189H66V191H67ZM114 189V188H113ZM142 189V188H141ZM146 189H148V188H146ZM158 189V188H157ZM156 189V190H157ZM160 189H163V188H161L160 187ZM160 189H158V190H160ZM165 189H166V186H165ZM176 189V188H175ZM6 190V189H5ZM15 190V189H14ZM41 190V191H42ZM63 190V189H62ZM64 190H65V188H64ZM116 190V189H115ZM124 190V189H123ZM122 190V191H123ZM144 191H145V189H143ZM181 190V189H180ZM8 191H10V190H8ZM7 190H6V192H8ZM40 191V190H39ZM44 191V190H43ZM121 191V190H120ZM130 191H132V194H131V192ZM142 191V190H141ZM147 191V190H146ZM150 191H152V190H150ZM150 191H148V192H150ZM166 191V190H165ZM174 191V190H173ZM178 191H179V189H178ZM12 194L14 193L13 191H10ZM9 192V193H10ZM46 192V191H45ZM147 192V193H148ZM160 192V191H159ZM167 192V191H166ZM171 192V191H170ZM177 192V191H176ZM15 193H16V191H15ZM14 193V194H15ZM19 194L21 193V192H18ZM18 193H16V194H18ZM33 193V192H32ZM41 194H42V192H40ZM118 193V192H117ZM124 193V192H123ZM144 192H142V194H143ZM154 193V192H153ZM163 193V192H162ZM179 193H180V191H179ZM4 194V193H3ZM36 194H39V192H37ZM45 194V193H44ZM60 194H63V193H60ZM164 194V193H163ZM33 195V194H32ZM49 195H47V197L49 196ZM67 195H68V193H67ZM117 195V194H116ZM155 195H156V193H155ZM158 195V194H157ZM180 195V194H179ZM17 196V195H16ZM24 196V195H23ZM38 196H40V194L38 195ZM61 196V195H60ZM143 196H144V194H143ZM145 196H147V195H145ZM152 196H154V195H152ZM159 196H160V194H159ZM0 197H1V195H0ZM20 197V196H19ZM43 198H44V195L42 196ZM42 197H40L41 199H42ZM47 197H45V199L47 198ZM57 197V196H56ZM164 197V196H163ZM175 197V196H174ZM179 197V196H178ZM182 197V196H181ZM211 198V201H212V199L214 198V200H215V197H217V203L220 201V200H223V199H225V198H228V197H232V198H235V200H236V204H237V206L233 209V207H231L232 209H233V213L232 212H230V214L232 215V217L230 218L229 217V214H228V217H227V221L229 222V223H227L229 226V228L227 227V232H226V230H225V232L224 231H222L223 230V228H219L218 226V224H217V221H216V219L213 217V215H215L216 216V214H213L214 212H212V214L213 215H211V211H210V214H209V212H208V210L211 208L209 205V207H208V209H206V206H207V202L210 200V198ZM260 197V198H261ZM14 198V197H13ZM28 198H29V196H28ZM140 198H141V200H140ZM145 198V197H144ZM151 199L150 197H147V199ZM208 198H209V200H208ZM219 198H220V200H219ZM232 198H228L229 199V203H227V204H230V200L232 199ZM8 199V198H7ZM10 199V198H9ZM20 199V198H19ZM19 199L17 200V201H19ZM21 199H22V197H21ZM20 199V200H21ZM24 199V198H23ZM26 199V198H25ZM25 199L23 200V201H21L22 202V205H23V207H24V209H27L28 210V208H32L33 209V207H32V205L33 204H31L32 203V200H31V203L29 202L30 200L28 199V201H25ZM31 199H33V198H31ZM39 199V198H38ZM40 199V201H42ZM44 199V200H45ZM47 199H49V198H47ZM46 199V200H47ZM68 199V198H67ZM71 199V200H72ZM114 199H116L117 201H115ZM181 199V198H180ZM180 199H178V200H180ZM262 198L259 200V201H262V202H260V205H263L264 206V203H263V200ZM15 200V199H14ZM34 200V199H33ZM53 200H55V199H53ZM81 200V201H82ZM85 200H87V199H85ZM90 200H92V199H89V201ZM151 200H153V199H151ZM157 200V199H156ZM155 199L153 200V201H156ZM215 200V201H216ZM235 200L234 201H231V202H235ZM35 201V200H34ZM39 201V204H41V202ZM49 201V200H48ZM59 201V200H58ZM79 201V200H78ZM144 201H146V200H144ZM149 201V200H148ZM153 201H151V202H153ZM159 201V200H158ZM163 201H164V199H163ZM181 201H182V199H181ZM215 201H213V204L214 205H217L216 204V202ZM225 201V200H224ZM12 203V201H9V203ZM37 202H38V200H37ZM74 202H77L76 200H74ZM117 202V203H116ZM150 202V203H151ZM157 202V201H156ZM221 202V201H220ZM228 202V201H227ZM17 203H20V201L19 202H17ZM35 203V202H34ZM43 203V202H42ZM45 203H47L46 201H45ZM44 203V204H45ZM65 203V202H64ZM91 203V202H90ZM146 203V202H145ZM144 203V204H145ZM155 203V202H154ZM153 203V204H154ZM160 202H158V204H159ZM166 203V202H165ZM170 203V202H169ZM172 203V202H171ZM211 203V202H210ZM210 203H208V204H210ZM261 203H263V204H261ZM12 204H14V203H12ZM44 204H43V206H44ZM58 204V203H57ZM89 204V203H88ZM92 204V203H91ZM97 204V203H96ZM126 205V206H130L129 208H130V210L129 209H127V210H129L130 211V215H128L127 213H126V215L128 216V217H125V218H123V216H122V218L120 217V215H121V211H124L123 209H120L119 207H118V205ZM157 204V203H156ZM155 204V205H156ZM168 204V203H167ZM221 204V203H220ZM220 204H218L219 205V207H220ZM224 204H225V202H224ZM20 205H21V203H20ZM22 205H21V208H22V212L21 213H24L25 212V210L23 209V207H22ZM50 206H55V205H51V204H49ZM90 205V204H89ZM98 205V204H97ZM98 205V206H99ZM119 205V206H120ZM146 205V204H145ZM144 205V206H145ZM152 205V204H151ZM154 205V206H155ZM164 205H166V204H164ZM175 205H173V207H175ZM211 206H212V204H210ZM234 205V203L231 205V206H233ZM259 205V204H258ZM15 206V205H14ZM36 207L38 206V203L35 205ZM41 206H42V204H41ZM41 206H38V209H39V207H41ZM41 207V208H44V207ZM58 206V205H57ZM93 206H95L94 205V203H93ZM146 206H148V205H146ZM159 206V205H158ZM168 206V205H167ZM177 206V205H176ZM227 206V205H226ZM229 206V205H228ZM263 206H262V208H263ZM16 207H18L17 205H16ZM60 207H58V208H60ZM150 207V206H149ZM171 207H172V205H171ZM216 207V206H215ZM222 207H223V205H222ZM255 207V208H254ZM259 207H261V206H259ZM21 208H20V211H21ZM35 208V207H34ZM52 207H50V209H51ZM54 208V207H53ZM142 208H144V207H142ZM168 208V207H167ZM180 208V207H179ZM184 208V209H183ZM11 209H13V207L11 208ZM10 209V210H11ZM14 209H16L15 207H14ZM14 209L12 210V213L14 214L15 212H14ZM19 208H17V210H18ZM48 209H49V207H48ZM55 209V208H54ZM57 209V208H56ZM55 209V210H56ZM173 209H176V208H173ZM181 209V208H180ZM180 209H178V211L180 210ZM213 209V208H212ZM215 209V208H214ZM214 209H213V211H214ZM220 209V208H219ZM222 209V208H221ZM226 209H228L229 210V208H226ZM226 209H225V211H226ZM257 209V208H256ZM264 209V208H263ZM24 210V211H23ZM37 210V209H36ZM36 210H34V212L36 211ZM52 210V209H51ZM59 210H61V208L59 209ZM100 210V209H99ZM151 210H152V212H151ZM216 210V212H218L217 210H218V206H217V209H215ZM228 210H227V213H228ZM260 210H262V209H260ZM9 211V210H8ZM16 211V210H15ZM33 211V210H32ZM63 211V212H64ZM125 211H126V209H125ZM124 211V212H125ZM156 211V210H155ZM224 210H222V212H223ZM225 211H224V213H225ZM257 211V210H256ZM256 211H255V213H256ZM16 212H18V211H16ZM26 212H28V211H26ZM34 212H33V214H34ZM58 212V211H57ZM61 212V211H60ZM63 212H61V213H63ZM90 212V210H88L87 211V213L88 214H91V216H95L96 215V213H97V210L94 208V209H91V212ZM102 212H104V211H102ZM160 212V213H159ZM171 212H172V209H171ZM220 212H221V210H220ZM11 213V214H12ZM19 213V212H18ZM21 213H19V214H21ZM30 213H31V211H30ZM30 213H28L29 215H26L25 216V218H23V219H25V220H23V222L22 223H18V227L17 228H13V227H15L16 226V224H13V221H11V220H14V219H16L15 217H14V215H13V218L10 220V222L7 220V219H5V220H2V218H0L2 221H0V263L1 264H12L13 262H15V264L18 262L19 264H40V259H46V261L48 260V259H53L52 258V256H51V253L52 252H54V251H52L51 253H49L48 252V250H47V248L49 247V243H46L45 241H42V238L40 239V237H38L37 238V233H39L38 231L40 230L39 228L37 229V231L35 232V230H33L32 229V227L34 226V222L32 221L31 222V220L28 222L27 220H29V218H27V216L28 217H31L30 215H32V213L30 214ZM37 213V212H36ZM52 213V212H51ZM51 213H49V214H51ZM54 213V212H53ZM64 213V214H65ZM105 213V212H104ZM129 213V212H128ZM10 214V213H9ZM10 214V215H11ZM18 214V215H19ZM27 214V213H26ZM68 214V213H67ZM88 214H85L84 215V217H86ZM98 214V213H97ZM220 214V213H219ZM223 214V213H222ZM221 214V215H222ZM257 214H259V213H257ZM24 215V214H23ZM23 215H21L20 217H22ZM35 215V214H34ZM33 215V216H34ZM58 215V214H57ZM221 215H219V216H221ZM225 215H226V213H225ZM256 215V214H255ZM5 216V215H4ZM47 216L48 215H46V217H45V219L47 218ZM82 216V217H81ZM109 216V215H108ZM114 216V215H113ZM218 216V215H217ZM218 216V217H219ZM259 216V215H258ZM9 217V216H8ZM11 217H12V215H11ZM17 217H19V216H17ZM43 217V218H44ZM214 219H213V218ZM51 218H53L52 216H51ZM110 218V219H109ZM143 218H145V219H143ZM224 218V217H223ZM258 219V221H257V219ZM19 219H21L22 220V218H19ZM44 219V220H45ZM48 219H50V217L48 216ZM84 219H86V218H84ZM83 219V220H84ZM91 219V218H90ZM95 219V218H94ZM103 219V218H102ZM102 219L101 220H98L99 221V223H100V221H102ZM105 219H103V220H105ZM168 219H170V220H172V222H170V220H168ZM20 220V221H21ZM32 220H34V219H32ZM36 220V219H35ZM83 220H81V221H83ZM214 220H215V222H214ZM220 220V219H219ZM18 221V220H17ZM17 221H16V223H17ZM19 221V222H20ZM47 221V220H46ZM52 221V223H53V220H51ZM55 221V220H54ZM62 221V220H61ZM60 221V222H61ZM86 221V220H85ZM87 221H92V220H87ZM97 220L94 222V220L92 221V222H94V223H96L97 225H98V222ZM223 220L221 219V222L220 223H223L222 222ZM9 222V223H8ZM43 222V221H42ZM49 222H50V220H49ZM56 222V221H55ZM149 222H151L150 224H148ZM152 222H155L157 225H152ZM224 222H225V220H224ZM10 223H12L14 226H12V227H10L11 225H10ZM38 223V222H37ZM37 223H35L36 225H38ZM52 223H51V225H52ZM66 225H65V224ZM83 223V226L85 225V223L84 222H82ZM93 223V224H94ZM106 223V224H105ZM110 223H113V225H110ZM160 223V224H159ZM31 224H33V226H31ZM53 224H55V223H53ZM225 224H226V222H225ZM35 225V226H36ZM39 225H40V223H39ZM38 225V226H39ZM42 225V224H41ZM49 225V224H48ZM47 224H45L44 226H48ZM95 225V224H94ZM220 225H223V224H220ZM44 226H42L43 228H44ZM92 226V225H91ZM225 226V225H224ZM49 227H51L52 228V226H48V228H44V230H48L50 233H51V229L49 228ZM69 227V228H68ZM73 228V230H70V228ZM96 227V226H95ZM222 227V226H221ZM35 228V227H34ZM37 228V227H36ZM35 228V229H36ZM41 228V227H40ZM92 229H91V231L93 230V226L91 227ZM110 228V229H109ZM42 229V228H41ZM67 230V232H65L66 230ZM96 229V228H95ZM97 229H101L99 226H98V228ZM224 229H226V228H224ZM41 231H43V230H40V232ZM136 231H138V233L140 232V234L143 232V235H140L141 237H142V239H141V237H140V239H139V235H138V237H137V235L136 234H134V235H136V238L137 239H139V240H143V238L145 237V234H144V232L145 231H147V232H145V233H147L146 235H152V237H151V235H150V239L148 240H146L145 239V241H151L150 243L151 244H153V243H155V237H156V234L159 232L160 233V235H162V237H159V236H157V238L158 239H160L161 238V242H160V240H159V242H160V250H154V251H152L151 250V252H149L148 253V255L146 256V254H147V252H146V254H144L143 252H142V250L141 249H143L144 251H146L148 248L150 249L151 248V244H150V247H149V244L147 243V242H144V241H142L141 243H145V245H146V243L148 244L147 246H146V250H145V246H144V248H139V244L137 245V243H139V242H137V243H135V241H133L132 240V234L134 233V232H136ZM45 231H43V233H44ZM98 232H100V231H96L95 230V232H94V230H93V232L92 233H98ZM42 233V232H41ZM159 233H158V235H159ZM122 234V235H121ZM225 234V235H224ZM9 235H11V236H13V235H15V238L13 237V239L12 238H10L9 237ZM41 235V234H40ZM51 235V234H50ZM93 235L94 234H92L91 236H92V238H93ZM95 235H97V234H95ZM94 235V236H95ZM117 235V236H116ZM42 236H43V234H42ZM41 236V237H42ZM48 236V235H47ZM115 236V237H114ZM122 236V237H123ZM155 236V237H154ZM44 237V236H43ZM50 237V236H49ZM48 237V238H49ZM51 237H52V235H51ZM54 237V239L58 242L59 241V239L57 240V238H55V236H53ZM121 237V238H122ZM135 237V236H134ZM146 237H148V236H146ZM145 237V238H146ZM221 237V238H220ZM97 237H95L94 239H96ZM118 238H119V236H118ZM124 238V237H123ZM129 240H128V239ZM135 238V240H137ZM149 238V237H148ZM53 239V240H54ZM131 239V240H130ZM153 239H154V242H153ZM207 239V238H206ZM210 239L208 240V242H209V244H211L210 243ZM51 240V239H50ZM105 240V239H104ZM109 240V239H108ZM111 240H112V238H111ZM120 240H124V239H120ZM139 240H137V241H139ZM184 241V242H188V249H187V251H186V253L188 252V254H181V253H183V252H176L175 250H174V248H173V246H171V245H175V244H177L176 246L178 247V245H180V242L181 241ZM200 240V239H199ZM205 240V239H204ZM203 238H202V244L204 243L203 241ZM114 241V242H115ZM127 241V242H126ZM156 241H157V239H156ZM206 241V240H205ZM214 241V242H215ZM75 242V244H73ZM96 242H95V245H96ZM108 242V241H107ZM207 242V243H208ZM212 242V241H211ZM217 242V241H216ZM226 242V243H225ZM109 243H110V240H109ZM141 243H140V246H141ZM196 245H195V244ZM201 243V242H200ZM199 243V244H200ZM213 243V242H212ZM219 243V242H218ZM221 243V242H220ZM19 245V247H20V250L18 249L17 250V253H19V251H21L19 254H17L16 252H14V249L17 247V245H16V247L14 246H11V245ZM56 243H54V246H56L55 245ZM135 244V245H134ZM142 244V245H143ZM157 244V243H156ZM155 244V245H156ZM166 244H171L170 246H167V247H171V248H169V249H167L165 246H166ZM190 244V245H189ZM202 244H200V245H202ZM208 244V245H209ZM213 244H216L215 246H217V247H215L214 245V248H218V245H220V244H217V243H213ZM57 245H58V243H57ZM60 245V244H59ZM75 245H78V247H79V245H80V247L76 250L77 252H78V255H80V256H78V255H76L75 254ZM94 245V246H95ZM185 245H186V243H185ZM194 245V246H193ZM200 245H199V249L198 250H200L201 251V249L204 247L205 248V244H204V246L200 249ZM207 245V244H206ZM212 245V244H211ZM141 247H143V246H141ZM158 247V246H157ZM182 247V246H181ZM186 247V246H185ZM198 247V246H197ZM112 248V247H111ZM139 248V249H138ZM152 248H155V247H152ZM151 248V249H152ZM183 248V247H182ZM181 248V249H182ZM187 248V247H186ZM204 248H203V250H204ZM207 248V247H206ZM206 248H205V250H206ZM213 248V247H212ZM213 248V249H214ZM56 249H58V248H56ZM110 249V248H109ZM179 249V248H178ZM180 249V250H181ZM185 249V248H184ZM184 249H182V251L184 250ZM209 249H210V246H209ZM51 250H53V247H52V249ZM81 250H83V249H81ZM94 250V249H93ZM177 250V249H176ZM212 250V249H211ZM215 250V249H214ZM213 250V251H214ZM218 250V249H217ZM217 250H215V251H217ZM218 250V251H219ZM223 250V251H224ZM16 251V250H15ZM148 251H150V250H148ZM209 251V250H208ZM207 251V252H208ZM214 251V252H215ZM218 251H217V254H218ZM222 251V250H221ZM221 251H219L220 253H221ZM223 251H222V253H223ZM203 251H201V253H202ZM206 252V251H205ZM264 252V251H263ZM210 253V252H209ZM213 253V252H212ZM219 253V254H220ZM57 254V253H56ZM57 254V255H58ZM93 254V255H94ZM200 254V253H199ZM207 254V253H206ZM206 254L204 255L206 258H209V257H207L206 256ZM216 253H214V255H215ZM219 254H218V256H219ZM225 254V253H224ZM52 255H55V254H52ZM209 255V254H208ZM213 255V254H212ZM212 255H210V256H212ZM220 255H223V254H220ZM17 256V257H16ZM84 256V257H83ZM218 256H216V257H218ZM54 257V256H53ZM60 257V256H59ZM61 257H62V255H61ZM60 257V258H61ZM88 257V258H87ZM55 258H56V255H55ZM65 257L63 256V258H61V260L62 259H64ZM95 258H96V260H95ZM97 258L100 260V261H98L99 263H97ZM112 258L114 259V261H116V262H113V260H112ZM219 258V257H218ZM225 258V257H224ZM263 258H264V255H263ZM13 259H17V260H13ZM20 259H23L24 261H21ZM92 259H90V260H92ZM102 259V260H101ZM107 261H106V260ZM109 259V260H108ZM116 259V260H115ZM129 260L128 261V263H126V261L125 260ZM212 259V258H211ZM213 259H216L214 256H213ZM212 259V260H213ZM238 259V261L237 260H235V261H237V262H242L241 260H239ZM58 260H59V258H58ZM66 260V259H65ZM79 260V261H80ZM86 260H84L85 262H86ZM90 260H88L89 261V264H91L90 262ZM152 260H150V261H152ZM208 260V259H207ZM207 260H206V262H207ZM219 260V259H218ZM221 260H222V257H221ZM220 260V262H222ZM223 260H225L226 261V259H223ZM51 261V260H50ZM57 261V260H56ZM67 261V260H66ZM80 261V262H81ZM83 261V262H84ZM208 261H211V260H208ZM214 261V260H213ZM217 261V260H216ZM228 262H229V260H227ZM252 261V260H251ZM28 262V263H27ZM93 262H92V264H93ZM113 262V263H112ZM219 262V261H218ZM219 262V263H220ZM231 262V261H230ZM236 262V263H237ZM238 263V264H241V263ZM242 262V263H243ZM250 262V261H249ZM258 262V261H257ZM46 262L44 261V264H45ZM52 263H54V262H52ZM51 263V264H52ZM56 263H58V264H67V262L66 263H64V262H61V261H59V262H56ZM87 263V262H86ZM148 263H151V262H149L148 261ZM204 263V262H203ZM212 263V262H211ZM215 263V262H214ZM226 263V262H225ZM246 263H248V262H246ZM252 263V262H251ZM260 263V262H259ZM261 263H262V261H261ZM260 263V264H261ZM43 264V263H42ZM69 264V263H68ZM81 264V263H80ZM84 264V263H83ZM117 264H118V262H117ZM206 264V263H205ZM208 264H210V263H208ZM222 264H224V263H222ZM227 264V263H226ZM249 264V263H248ZM253 264V263H252ZM262 264H264V262L262 263Z\"/></svg>",
    "mask_w": 264,
    "mask_h": 264
},
{
    "label": "rangeland",
    "instance_id": "374dc122",
    "mask_svg": "<svg viewBox=\"0 0 264 264\" xmlns=\"http://www.w3.org/2000/svg\"><path fill=\"white\" fill-rule=\"evenodd\" d=\"M36 1V2H35ZM53 1V0H52ZM52 1L49 3V1L48 0H43L42 1V3H41V0L39 1L38 0V2H37V0H33V1H31V0H29V1H23L25 4L23 5V4H21L22 3V0H16V4H15V12L16 13H18V11L19 12H21L19 15L21 16V14L22 13H27L28 14V16L25 14H22V15H24L22 18H23V25L21 24V25H19L18 23L19 22H21L20 20H21V18H19V21L17 20L18 19V17H20L19 15L18 16H16V17H13V16H15L14 14H16L13 10H12V7H10V10L12 11V12H14V14L12 13V12H10V13H12L13 14V18H12V21H14V18H15V20H16V24H17V28L15 27V29L14 28H12L13 30V32L12 31H9L10 29H11V27H10V29L9 30H7V31H9L12 35H15L14 37H15V39H14V37H12L15 41H19L18 43L17 42H15V45H13V39H11V40H13V41H11V40H9V41H11V43H8L9 41L7 40V39H10L11 38V36L9 37V38H7V37H5V35L3 34V32H1L4 36L3 37H5V40H7V41H4V40H1V39H4V38H2V36H0V43L1 42H3V43H1L0 44V47L2 48L3 47V45L4 46H6L7 47V44H8V47L6 48V47H3L4 48V53H3V48L1 49L0 48V53H3V54H0V56H2L3 57V59H11V60H14V59H16L17 57H24L25 55L28 57V59L30 60V62L32 63V65H35L34 66V70H32V68H30L28 71H27V73L26 74H28V76H31L30 78H32V76H34V77H36L37 76V73H36V68H39V69H47V70H56L57 68H58V63L59 62H63L64 60H66V61H74V59L76 58V56L78 57V59H81V60H83L84 58H85V60H86V58H87V52H88V49H89V56H90V54H91V57H89V58H92V56L93 57H96V58H94V59H97V56H94L96 53H95V51L97 50V54L96 55H99V54H101V55H99L98 56V59L97 60H95V61H97L98 63H97V67L95 66V64H96V62L94 63V67H93V61H94V59H93V61H92V63H91V59H90V63L92 64V67H91V64L89 63V64H87V65H89L90 67L88 68V66H87V68H88V70H87V68H86V71L85 72H83L82 73V81L83 82H85L87 79H88V75H90V74H92V73H94V72H96V73H99V75H98V77H100L103 81H105V82H107L108 84H109V86L110 87H113L116 83L115 82H118L121 78H122V76L124 75V76H127L129 79H130V81H132V90H128L124 95H121V96H115V98H114V96L112 97L113 98V100H112V98H108V100L106 99V96H103V99L104 100H107L106 102L102 99V98H98L99 99V101H98V99H97V102H95L96 104H98L99 105V109H97V110H95L94 111V113H93V111H87V108H89V106H90V100L91 99H88V98H84L83 100L81 99V101L82 102H80V99L78 98V97H71V98H67L66 97V95L64 96V99H63V95H62V93L60 92V91H58V92H56V93H54L55 95H56V102L55 101H53L54 99H52V103H53V106H51L52 105V103H50L51 105H49V103H47V105L46 106H48V109H47V107H45L44 106V104H46V103H44V102H42V101H39V102H37V104H38V106H37V104L36 103H31V104H28L27 106L24 104V103H26V101H24L25 99H23V101H24V103H22V101H20V103L18 102L17 104H14L13 105V99L12 98H15V95H16V97H21V95L22 96H26V94H27V99L26 100H28V96L30 95V93L32 92L31 90H33V88L35 87V85H34V87H33V82H29L28 80L27 81H23L22 83H18V82H16V87H15V82H14V80H13V78L14 77H16L17 76V74H19V73H21L22 71H18V70H5V68H3V69H1L0 68V71H1V73H4L6 76V78L12 83V82H14V83H10V84H7V86H2L3 84H1V82H0V93H2L1 95H0V103L2 104H0L1 106H3V103L6 101H8V103L6 104L7 106H5L4 105V109L5 110H3V108H0V114H2L1 112L2 111H4L3 113H6V114H2L3 116H1L0 115V118H3V117H5V116H8L7 115V111H8V113H11L10 115H14L13 113H15L16 111L18 112V113H23V111L25 110V112L23 113V114H25V116L22 114L19 118L20 119H18V117L16 118V117H12V118H14V120H12V119H9V116H8V118L7 117H5V119H0V122L2 121V124L0 123V125L2 126V127H0V139L2 140V143H0V153H1V157H0V177L2 178H0V195H1V197H0V218H2V220H5V219H7L9 222H10V220L13 218V215H14V217L16 218V219H14V220H11V221H13V224H16V226L15 227H13V228H17L19 225H18V223L20 224V223H22L23 222V220H25V219H23V218H25V216L26 215H29L28 213H30V211H31V213H32V215H30L31 217H28L27 216V218H29V220H27L28 222L31 220V222L33 221L34 223V226H33V224H31V226H33L32 227V229L33 230H35V232L37 231V229L39 228L40 230H43V231H45L44 233H43V231H41L40 232V230L38 231L39 233H37V238L38 237H40V239L42 238V241H45L46 243H49V247L47 248V250H48V252L49 253H51L52 251H54V252H52L51 253V256H52V258L53 259H48L47 261H46V259H40V264H44V261L46 262L45 264H51L52 262H54V263H52V264H58V263H56V262H59V261H61V262H64V263H66L67 262V264L69 263V264H72L71 263V261L70 262H68L69 260H68V257L67 256H65V255H68V254H58V250L60 249L59 247H61V246H63V245H65V241L64 240H62V241H60L61 239H59V238H57V236H56V233H55V235H53V233L55 232V231H53V226L54 225H56L58 222H59V224H62L63 223V220L65 221V220H67V221H65V223H69L71 220H68V218L69 219H72L73 220V217H72V214H70L68 211L65 213V211L64 210H62L63 208H65L66 206H67V204H76V203H79V204H86V206L87 207H89V208H86L85 209V211L84 212H86L85 214H88L87 213V211L88 210H90V212H91V209H96L97 210V213H96V215L95 216H91V214H88L86 217H84V215H83V218L81 219V218H79V220H80V222H81V225H82V230L83 231H81V230H79L78 228H76V229H74V231H71V232H77V231H80V232H85L86 231V229H84V227L86 228L87 227V230L90 228V232L88 233V234H90L89 236L87 235V237L88 238H90L91 240L87 243V245H90L89 246V248L86 250V248L84 249L83 247H80V245H79V247H78V245H75V251L78 249V251L79 252H81L80 253V255L82 254V253H84L85 251L86 252H89L88 250L91 248V251L93 252V253H91V257L92 258H94V257H97L95 254L97 253L96 251H98V250H96V247L98 246L97 245V243L99 242L100 243V241L102 242L101 244H99V248H97V249H99L100 250V252H102V251H104V250H102V249H104L105 248V251L108 249L109 250V254H108V258H110V257H114L115 255L118 257V253H121V252H111V251H113V249H114V246H111L112 244V242L111 241H113V244H116V241L119 243V242H122L123 243V241H125V236H123L122 234V236L124 237H122V236H120V234H117L118 236H119V238H118V236H117V238L115 237V238H113V237H111L112 238V240H111V238L109 237H107V239H106V237H105V234L104 235H101V233H103L102 232V229H103V227L102 226H104V221L107 223L108 222V219L106 220L105 218H107V217H110V215H112L111 216V219L112 218H116V216H117V214L116 213H110L109 212V214L105 211V208L103 207V205H105L106 203V201H102L100 204H102V205H99V202L100 201H98L97 199H94V198H90V197H88V198H85V199H87V200H85V199H75L74 198V200H76L77 202H74V200L72 199L73 198V196L71 197V199H70V194H69V192L70 191H72V192H74V190H71V188L70 187H68V189L66 188V186L68 185V184H65L64 186H63V190L61 189V190H59L58 192H59V195L57 194V195H55V197H53L52 199L50 198V197H52L51 196V194L53 193V192H50V195L48 194L49 192H47V190H45V188L42 190V189H37V192H39V194H40V196H38L39 194H36L37 192H36V190H33V189H31L30 187H32V185H30L31 184V182L33 181L30 177H34V175L35 174H38L40 171H43V170H46L47 168H49L50 169V171L51 172H49V173H47V174H49V175H46V174H44V175H42V178L43 179H46V181L47 182H49V184H52L53 182H59V179H60V181H61V183H65V181H67V179L69 178L68 177V175H65V173L64 172H62V171H60L59 169H58V171L56 170V172L54 171V170H52L54 167H57V166H59V165H61L60 163H62L61 161V158H62V156H64V152H68L69 150H67V148L68 149H70V146L71 145H73V144H76V143H78L79 141H83L84 142V145L85 146H88L87 144H89V145H92L91 147L93 148V152L94 153H92V156L90 157V154H87V156H86V160H79V159H75V157H76V153H77V150H76V152H72V153H70L69 155L70 156H73L72 158H74V159H72L71 157H69V159H70V161L72 160V162H76V164L77 165H80V164H78V162L79 163H81V165H83V164H86V163H89V161H90V164H94L95 166H97L98 164H100L99 165V169H112L111 171L113 172L114 170H117V171H114L113 172V174H115V177L116 178H119V179H127L126 181L127 182H123V185L121 184V186H119L118 187V184H112L113 185V187L110 189V192L114 195V197L116 198L118 195V197H117V200H119V197H121V198H126L127 197V201L128 202H130L128 199H129V197L131 196L130 194H128L127 192H128V190H126V188H131L130 187V185H136L135 187H138V188H136V189H133L135 192H138V193H140L139 194V196L142 198V200L144 199V200H146V201H144L143 200V202H141V203H137V204H135V206H133V207H136V205H137V208H139V209H145V208H147L148 209V211H150V209H152L153 210V212H157V209L159 210V207H160V209L161 210H159V211H161L162 212V210H163V212H165L166 214H168V215H172V213H174V214H176L175 213V211L176 212H179V213H181L180 211L182 210V207H181V205H179V204H177L176 203V205L174 204V201H173V199H176L177 201H180V202H183V200H184V198H183V192H184V190H185V187L186 186H184V184H185V182H183L184 180H185V178L184 177H181V178H183V181H182V179H180V181L178 180V179H176V178H180V176H181V173H185V171L187 170V169H185V165H184V167H182L181 166V162L180 161H182L183 159V156L184 155H186V157L185 158H187V157H189V156H193V155H195L194 153H196L197 154V152H199V153H201V150L202 149H200L201 147V145H200V142H199V140L196 138V137H193V139L191 138V137H188L187 139H186V137H181L180 138V140H178L177 142H175V143H172L173 141H169V140H166V139H161V138H159L160 139V141L161 140H163L162 142H160V147H161V149L159 150L158 148H160L159 147V145L157 144V142H158V139H155L156 141H151V143H148V144H150L149 146H148V144H146V145H144L143 147H141L142 146V144L139 142V144H141V146L137 143V141H136V136H133V134L135 135V133H132L133 131L132 130H137V128H139L140 126H138V125H135L137 128H135V126L134 125H132V124H137V119H139L138 121H141V123H140V125H141V127L140 128H142L144 125H146V121H148V118H152V116L153 115H156L155 116V118H158V116H160V118L161 117H165L166 115H167V109H168V111H170V107H167V105L169 106V104H171V102H172V106H176V103L175 102H177V104L180 102L179 100H181V99H179V98H177L176 97V95L179 93L178 91H182V90H180V89H178L179 88V86L178 85H180V83L177 81H173V79L172 80H170V81H168V82H166L164 85H162V87L161 88H163V90L162 89H159V92L160 91H162V93H164V96H163V94H162V96L160 97V99L158 100V102L160 101L161 102V104H162V102H163V106H160L161 104H160V102L159 103H157V104H159V105H157V106H154V104H156V103H154L153 102V97H152V99H150L151 97V93H153V92H151V91H148V90H144L143 88H140V87H138V90H137V86H138V80L140 79V77H142L143 75H145L146 73H148V72H151V73H153L154 75L155 74H159L160 73V71H161V68L162 67H164V65L166 64V67L168 68V67H170L171 65L170 64H168V63H166V60L168 61L170 58L172 59V57H171V55H170V53H171V51L174 49V47H175V45H177V44H180V41H181V43L183 42V43H185V44H187V46L189 47V49H190V51L193 53L192 55H194V56H196V57H198L199 55H200V57H201V55H203V61L204 62H207L208 63V66L205 68V72H204V77H205V73H207L208 71H209V66H210V64H215L216 62L215 61H213L212 62V58H213V56H215V53L214 52H219V45H223V43H224V35H223V33L225 32V22H227L229 19H227V20H222L223 19V17H227V16H229L230 17V15H231V18L232 17H235V18H238V19H241L240 17H243L242 19H244L245 20V18L246 19H251V20H253L254 21V25L256 26V22H260V23H262V26L264 25V18L262 17V15H263V13H264V6L262 7V13H259V11L258 10H256V14L254 13V11H255V9L253 10L252 8H250V7H246L247 8V10L246 9H236V8H234L233 10H232V12L235 14V12H240V13H236L234 16H232V13L230 12V14L229 13H225V14H223V16L222 15H220L219 17H218V19L216 20V19H214L213 20V22H212V24L210 23V21H207L206 19H204L202 22L200 21L201 19H203V18H205V16H203L204 14H202L203 12L202 11H200V10H198V7H197V5L198 6H200L202 3H204L203 1L201 2V1H197V0H185L186 1V3H185V1L184 0H175V1H180V2H182L183 1V3H179V7H180V10L182 9V7H183V9L181 10V11H183L184 10V8H187V9H185L184 11L186 12L187 11V13L188 14H185V12H184V19H185V16L187 17L186 18V21H188L189 20V12H190V10H191V8L192 9H194V8H196L194 11H191L190 12V15L192 16H190V18H192V19H190V21L193 23V25H191L192 23L190 22V21H188L187 23L188 24H185V22H184V24L185 25H188V26H185L184 24L182 25V24H180L179 22H174V24H178V25H180V26H174V24H173V26H174V28H173V26H172V28L173 29H175V27L177 28V29H175L176 31H179V32H177V34L178 33H183V35L181 34V35H177L179 38H177V36H176V34L174 33V34H172V35H169V36H175V40H176V38H177V40L175 41L174 39H173V37H166L168 40H166V39H164V40H166V41H164V44H162V51H160V52H163V49H164V47H165V45L167 46L168 45V47L167 48H169V51H168V49L165 47V49H167L166 51H165V49H164V52L163 53H161V55L163 54H166V56L164 55V58H165V60H164V58H162V59H160L161 58V55H159V53L160 52H158V53H156L155 55H150V59H149V56H140V55H133V56H131L132 54H126V55H124L125 56V59H126V65H125V72L124 73H121V72H118V71H116L117 69H115L116 67H114L115 66V64H110V63H114V59H118V57L120 58L122 55H121V51H122V48H120V47H123L122 46V44L123 43H125L128 39L127 38H125V36L126 37H128V38H130L131 36H133V35H131L130 37L129 36H127V34H129V32L126 30V28H124V27H122V23H121V25L117 22V24L115 23L116 21L115 20H117L118 18L119 19H121L120 21H124L125 19H123L124 17L122 16L123 15V13L125 14V17H126V20L128 19V12H129V10L130 9H128V12H127V10L125 9V10H121L119 7H118V4L117 3H115L116 2V0L115 1H113V0H99L100 1V3H99V1H95L96 3L98 2L99 3V5L101 4L102 6H101V8H103L104 6V4L106 5V8L104 7V12L106 11V10H108V8L110 7L111 8V12H110V15H108L109 14V10H108V12L106 11L105 13L103 12V10L101 11V12H103V13H98V11H100L101 10V8H100V6L97 4H95V2H93V4H95L96 6L94 7V5H90V4H87V5H85V2L84 1H82V3L83 4H81L78 0H72V2H71V0H69L71 3H69V5L67 6V4H68V0H64V2H63V0L60 2V1H56V5H57V7H53L52 9L55 11H57L55 14H54V12L49 8L50 7V5L49 4H51L52 6H56L55 4H53L55 1H53V3H52ZM66 1V2H65ZM102 1H104V2H102ZM112 1V2H111ZM160 1V3L162 2H164L163 4L161 3V5H165V7H166V10L169 8V6H171L172 7V10L174 11V9H176L175 11L177 12V13H179L180 11H179V9H177L175 6V4H177L178 5V3L176 2L175 3V1H174V4H172L171 2H173V0H171V2H170V0H168L169 2L166 4L165 3V1L167 2V0H164V1H162V0H159ZM188 1V2H187ZM27 2H28V4H27ZM31 2H33V3H31ZM35 2V3H34ZM41 4H40V3ZM59 2L62 4H59ZM63 2V3H62ZM79 2V3H78ZM108 2V3H107ZM191 2H194V3H191ZM198 2V3H197ZM257 2H259V4L260 5H262V4H264V0H260V1H257ZM29 3L31 4V6L29 5ZM39 3V5L37 6V4ZM66 3V4H65ZM110 3V6L108 5ZM112 3L113 4H115L113 7L111 6L112 5ZM159 3V4H160ZM185 3V4H184ZM191 3V4H190ZM195 3H197V5H195L196 7H192V5L193 4H195ZM199 3H200V5H199ZM70 4H72V6H70ZM74 4V5H73ZM77 4H78V7L80 6L79 4H81V7H79V8H81L80 10H79V8L77 7ZM169 4H171V5H169ZM184 4V6H182V5ZM189 4V7H187L186 5H188ZM16 5H17V7H16ZM23 5V6H22ZM27 5V6H26ZM30 7H29V6ZM45 5V6H44ZM61 5V6H60ZM85 5V6H84ZM107 5H108V7H107ZM117 5V6H116ZM167 5H169V6H167ZM191 5V6H190ZM204 5V4H203ZM203 5H201L202 7H203ZM18 6H19V8L20 7H23V9L21 8V10L18 8ZM47 7V10H46V8H44V7ZM89 6V7H88ZM99 6V7H98ZM157 6H160V5H158L157 4ZM175 8H174V7ZM200 6V7H201ZM24 7H25V11H27V12H24ZM28 7V8H27ZM35 7V8H34ZM68 7V8H67ZM69 7H71V8H69ZM94 8V10L96 9V8H98V11L96 10V12H95V15H94V13H93V8ZM168 7V8H167ZM171 7L169 8V9H171ZM178 7V6H177ZM178 7V8H179ZM31 8V9H30ZM43 8V9H42ZM57 8H58V10H57ZM61 8V9H60ZM65 8V9H64ZM87 8V9H86ZM100 8V9H99ZM109 8V9H110ZM118 8V9H117ZM157 8V7H156ZM159 8V11L161 12V13H159V11H157L158 13H159V15L160 14H162L163 12H164V7L163 6H160V7H158ZM161 8V9H160ZM240 8H242V7H240ZM16 9H18L17 11H16ZM27 9H29V10H27ZM40 9V10H39ZM49 9V10H48ZM60 9V10H59ZM66 9H68V10H66ZM89 9H91L90 11H91V13H90V11H89ZM114 9V10H113ZM119 10V11H117V10ZM164 9V10H163ZM200 9V8H199ZM204 10L205 9V7L204 8H201V10ZM30 10H33V11H30ZM35 10V11H34ZM44 10V11H43ZM46 10V11H45ZM51 10V11H50ZM62 10H63V12H62ZM79 10V11H78ZM86 10V11H85ZM165 10V11H166ZM178 10V11H177ZM252 11V12H248V11ZM32 13H30V12ZM117 11V12H116ZM124 11H126V13L124 12ZM169 11V10H168ZM168 11H166V12H168ZM189 11V12H188ZM195 11H197L196 13H195ZM198 11H200V12H198ZM242 11H245V12H243V13H241ZM258 11V12H257ZM34 12H35V14H34ZM37 12V13H36ZM60 12H62L63 14L62 15H60L59 14V16H62L61 18H62V22L60 23L61 24V26H60V24H59V26L57 25V23H56V25L57 26H53V21L55 20L54 18H56L55 17V15H57L58 13H60ZM156 12V13H157ZM193 12V14H191ZM30 13V14H29ZM38 13L40 14V15H38ZM48 13H50V14H48ZM53 13V14H52ZM157 13V14H158ZM245 13V14H244ZM247 13V14H246ZM257 13H259V14H257ZM11 14V15H12ZM38 16H37V15ZM42 14V15H41ZM44 14H45V16H44ZM48 14V15H47ZM77 14V15H76ZM88 14H91L90 16H92V15H94L93 17L94 18H96V20H94L93 19V17L91 18L92 20H94V21H92V20H89L87 17H89L90 18V16H87ZM96 14H98V18H97V15ZM104 15L103 17H104V23H102V21H103V19H102V21H101V19L100 18H102V15ZM116 16H115V15ZM122 14V15H121ZM195 14V15H194ZM200 14H202V15H200ZM242 16H241V15ZM262 14V15H261ZM17 15V14H16ZM193 15L196 17H193ZM197 15H200L198 18L200 19V17H203V18H201L200 20L197 18ZM225 15V16H224ZM238 15L240 16V17H238ZM245 15V16H244ZM247 15V16H246ZM259 15H261V17L259 16ZM26 16V17H25ZM32 16V17H31ZM76 16V17H75ZM87 16V17H86ZM96 16V17H95ZM99 16H101V17H99ZM106 16H107V18H106ZM112 18H111V17ZM121 16L123 17V18H121ZM222 16V17H221ZM249 16V17H248ZM257 16V17H256ZM264 16V15H263ZM31 17V18H30ZM53 19H52V18ZM68 17V18H67ZM118 17V18H117ZM228 17V18H229ZM28 20L29 18V20L27 21V24H28V22L31 20V19H33V18H35V19H33V20H31V22H29V28H27V26L25 27L24 26V22L26 21V19ZM58 18V17H57ZM60 18V17H59ZM60 18V19H61ZM64 18V19H63ZM81 18V19H80ZM85 18H87L88 20L86 21V23H84L83 21L85 20ZM193 18H195V19H197V20H199L197 23L196 22H194V20H193ZM220 18H222V19H220ZM51 19H52V22H51ZM67 19V20H66ZM69 19V20H68ZM76 19H80L79 21L78 20H76ZM83 19V20H82ZM100 19V20H99ZM118 19V20H119ZM226 19V18H225ZM234 19V18H233ZM258 19V20H257ZM1 20V19H0ZM35 20V21H34ZM41 20V21H40ZM48 20H50V21H48ZM74 20H76V21H74ZM219 20V21H218ZM220 20H222L221 21V24L223 23V25L221 26V24L219 23L220 22ZM232 20V19H231ZM2 21V20H1ZM0 21V22H1ZM18 21V22H17ZM46 21H48L53 27H51V25L48 23V22H46ZM69 21V22H68ZM73 21H74V23H73ZM89 21H91L90 23H89ZM98 21H100V22H98ZM115 21V22H114ZM185 21V20H184ZM218 21V22H217ZM233 21V20H232ZM75 22H76V24H75ZM80 22H83L82 24L80 23ZM96 24H95V23ZM113 22H114V24H113ZM190 22V23H189ZM201 22V23H200ZM207 22V23H206ZM13 24H14V22H12ZM12 23H11V26H12ZM31 23H32V26H31ZM48 23V24H47ZM89 23V24H88ZM194 23L195 24H199V26H196V25H194ZM210 23V24H209ZM215 23H219L218 25H216ZM54 24H55V22H54ZM63 24V25H62ZM67 24V25H66ZM74 24H75V26H74ZM78 24H80V25H78ZM86 25V27H84V25ZM105 26H104V25ZM117 25V26H119V27H117V26H112V25ZM119 24V25H118ZM200 24H202V25H200ZM2 25H4V24H2V22H1V27H3ZM10 25V24H9ZM15 25V24H14ZM13 25V26H14ZM22 26V29H20V27ZM25 25H26V23H25ZM49 27V28H47L46 29V27L47 26ZM88 25H90L89 27H88ZM91 25H94L95 26V28L97 29V28H99L98 30H96L93 26L91 27ZM191 27H190V26ZM215 27H214V26ZM7 26V25H6ZM16 26V25H15ZM78 26V27H77ZM97 26V27H96ZM100 26H101V29H103V30H101L100 29ZM109 26V27H108ZM181 26H185L186 28H187V30H182V27ZM194 26V27H193ZM211 26H213L214 28H217V29H219V33H218V30L216 31L214 28H212ZM219 26V27H218ZM223 26H224V32H223ZM55 27H57L55 30H53ZM66 27V28H65ZM85 29H84V28ZM91 27V28H90ZM110 28V29H112V27L114 28V30L112 29V30H107L108 28ZM180 27V28H179ZM183 28V29H186V28ZM190 27V33L188 32V28ZM196 27L198 28L197 30H199L200 32H202V34H200L199 32H198V34H197V30H196ZM220 27H221V29H220ZM264 27V26H263ZM9 28V26L8 27H4V29H8ZM33 28V30H31V29ZM51 28V29H50ZM59 28H61L63 31H65L64 33L61 31H59ZM83 30H82V29ZM88 28L89 29H93V31H91V30H88ZM106 28V29H105ZM119 28L121 29H124V31L126 30V33L124 32V31H121V32H124L123 33V35H122V33L120 32V30H119ZM193 28V29H192ZM195 28V29H194ZM17 29V30H16ZM20 31H19V30ZM50 29V30H49ZM60 29V30H61ZM67 29L69 30V31H67ZM121 29V30H122ZM208 29V30H207ZM213 29V30H212ZM18 31L17 33H18V35H17V33H14V31ZM33 33V31L35 32V33H37L36 35L33 33V34H31V32ZM82 30V31H81ZM94 30H96L95 31V33L97 34V33H101L100 34V39H97V38H99L98 36H99V34H97V36L95 37V38H93V35L95 34L94 33ZM175 30H174V32H175ZM181 30V31H180ZM202 30V31H201ZM205 30V31H204ZM0 31H1V28H0ZM2 31H3V28H2ZM5 31V33H7L6 32V30H4ZM47 31H49V32H47V34H46V32ZM52 31V32H51ZM100 31H104L105 32V34H104V32L102 33V32H100ZM112 31H114V33L116 34H114L113 32L111 33ZM120 32V36H119V34H117L116 32ZM191 35V37L193 38V40L192 39H189V34H188V36L187 37H185L186 36V33L187 32ZM220 31H221V34H220ZM8 32V33H9ZM24 33L25 32V34H22L23 35V37L22 38H24V37H26V42L25 41H23L24 39H22L21 38V36L22 35H20L21 33ZM38 32H40L39 33V35H40V37L41 38H38L37 37V35H38ZM44 32H45V34H44ZM76 32L78 33V34H76ZM89 32V33H88ZM185 32V33H184ZM195 32V33H194ZM226 32H227V30H226ZM225 32V33H226ZM7 33V34H8ZM30 33V34H29ZM51 33V34H50ZM55 33V34H54ZM90 33H91V36H92V38L89 40V39H87V38H89V37H91V36H89L90 35ZM94 33V34H93ZM211 33V34H210ZM218 33V34H217ZM7 34H6V36H7ZM43 34H44V36H43ZM53 34V35H52ZM63 34L65 35L63 38L61 37V36H63ZM68 34H70V35H68ZM82 34H84V35H82ZM93 34V35H92ZM103 34V36H101ZM114 34V36H110V35H113ZM197 34V35H196ZM217 34V35H216ZM20 35V36H19ZM25 35V36H24ZM34 35V37H32ZM47 35V36H46ZM56 35H58V36H56ZM36 36V37H35ZM46 36V37H45ZM55 36V37H54ZM85 36V37H84ZM87 36H89V37H87ZM117 36H119L120 38H124L123 40V43L121 42V39L120 38H118ZM121 36H124V37H121ZM182 36V37H181ZM223 36V37H222ZM27 37H28V40H27ZM31 37V38H30ZM59 37V38H58ZM60 37H61V40L62 39H64L65 37V41H67V42H64L63 40V42L64 43H66V44H64L62 41H60L59 39H60ZM69 37H75L76 38V43H74L73 45H72V43H70L69 42ZM84 39L85 38V40H83L82 38ZM181 37V38H180ZM207 37V38H206ZM220 37H221V39H220ZM7 38V39H6ZM37 38V39H36ZM54 38H55V40H57V42L59 43V44H57V46L56 45H53V43L55 44V40H54ZM104 40H103V39ZM108 38H109V40H108ZM113 38V39H112ZM115 38H117V39H115ZM172 38V39H171ZM188 38V39H187ZM218 38V39H217ZM80 41H79V40ZM96 39V40H95ZM115 39V41H113ZM120 40V42H118V41H116V40ZM171 39V40H170ZM195 39V40H194ZM206 39V40H205ZM222 39H223V41H222ZM35 40H37V41H35ZM39 40V41H38ZM50 40V41H49ZM53 40V41H52ZM79 41V43H78V41ZM92 40H94V43H93V41ZM102 40V41H101ZM187 40V41H186ZM189 40V41H188ZM191 40H192V42H191ZM218 40V41H217ZM21 41L22 42H24V43H21ZM90 41V42H89ZM95 41H96V43H95ZM110 43H109V42ZM171 41H173L174 43L173 44H170V43H172ZM185 41V42H184ZM194 41V42H193ZM5 42V43H4ZM47 42V43H46ZM63 44H62V43ZM89 42V43H88ZM101 42V43H100ZM103 42H105L106 44H108V46L105 44V45H103L104 43ZM166 42V43H165ZM219 42V43H218ZM17 43V44H16ZM28 43H30V44H28ZM92 43V44H91ZM98 43V44H97ZM103 43V44H102ZM112 43V44H111ZM115 43H117V45L119 44V43H121V44H119V47L115 44ZM193 43L195 44V45H193ZM209 44V45H206V44ZM26 44H28V46L26 45ZM93 44L94 45H96L95 47H97L95 50L93 49V48H95V47H93ZM117 46V49L118 48H120V49H116V46ZM194 46V48L193 47H191L192 45ZM204 44V45H203ZM215 44V45H214ZM9 45H13V46H9ZM35 45H37V47L35 46ZM39 45H40V47H39ZM43 45H45V46H43ZM59 45V46H58ZM101 45H102V48H100L101 47ZM114 45V47H115V49L116 50H114V48H110V47H112ZM124 45V44H123ZM191 45V46H190ZM27 46V47H26ZM41 46H42V48H41ZM68 46V47H67ZM92 46V47H91ZM206 46V47H205ZM11 47V48H10ZM13 47V48H12ZM28 47H31V49L30 48H28ZM39 47V48H38ZM76 47H78V48H76ZM104 47V48H103ZM105 47H107V48H105ZM6 48V49H5ZM17 48V49H16ZM19 48V49H18ZM38 48V49H37ZM64 48V49H63ZM72 48V49H71ZM109 48V49H108ZM10 49L12 50L10 53H9V51H10ZM25 49V50H24ZM35 49V50H34ZM40 49H42V50H40ZM47 49V50H46ZM70 49V50H69ZM84 49V50H83ZM87 49V50H86ZM92 49H93V51H92ZM109 50V52L107 51V50ZM195 49H196V52H195ZM198 49V50H197ZM1 50H2V52H1ZM6 50V51H5ZM9 50V51H8ZM16 50V51H15ZM19 50V51H18ZM38 50V51H37ZM40 50V51H39ZM46 50V51H45ZM57 50V51H56ZM76 50V51H75ZM81 50V51H80ZM100 50V51H99ZM207 50L209 51V52H207ZM8 51V52H7ZM27 51H29V52H27ZM33 51V52H32ZM55 51V52H54ZM60 51V52H59ZM68 51H70V53H73V55L72 54H70V55H68L69 54V52ZM72 51V52H71ZM87 51V52H86ZM106 51H107V53H106ZM16 52V53H15ZM32 52V53H31ZM54 52V53H53ZM12 53L16 56H14L13 57V55H12ZM28 53V54H27ZM87 53V54H86ZM95 53V54H94ZM119 53V54H118ZM208 53H209V56H207L208 55ZM9 54V55H8ZM39 55V57H41V55L43 56V58L44 57H46V58H48L47 60H51L52 59V62H49V61H47V60H45L46 62H48V64L46 63V65L44 64L45 62H42L41 63V59H43L42 57H41V59L38 57V56H35V55ZM41 54V55H40ZM52 54V55H51ZM59 54V55H58ZM74 54L76 55L75 57H74ZM86 54V55H85ZM167 54H169V57H168V55ZM57 55V56H56ZM73 56V58H72V56ZM81 55V56H80ZM83 55V56H82ZM107 55V56H106ZM158 55V56H157ZM205 55V56H204ZM10 56V57H9ZM48 56V57H47ZM66 56V57H65ZM38 57V58H37ZM64 57V58H63ZM68 57V58H67ZM69 57H70V59H69ZM80 57V58H79ZM139 57L141 58V61H142V63L143 64H141V61H140V59H139ZM191 57V54H187V55H184L183 56V58L184 59H186V58H190ZM206 57V58H205ZM46 58H44V59H46ZM55 58V59H54ZM147 58V60H146V62L144 61V59H146ZM154 58H155V60H154ZM217 58V57H216ZM39 59V60H38ZM43 59V60H44ZM54 59V60H53ZM103 61H101V60ZM110 59V61H111V59L113 60L112 62H109L108 60ZM128 59V60H127ZM170 59V60H171ZM210 59V60H209ZM218 59V58H217ZM106 60V61H105ZM158 62H157V61ZM85 62V61H84ZM105 62V63H104ZM109 62V63H108ZM153 62V63H152ZM157 62V63H156ZM176 62H180V61H175L173 64L174 65H176V66H174V67H176L174 70L176 71V69L178 70H180V68H182L181 70H184V68L183 67H185L186 68V65H187V63H186V61H185V64H183L182 62H184V61H182V62H180L181 64H182V66H180V64L178 63V64H176ZM50 63V64H49ZM100 63V64H99ZM104 63V64H103ZM108 65V66H107ZM139 65H140V67H139ZM141 65H142V67H141ZM150 65H152V66H150ZM168 65V66H167ZM184 65V66H183ZM99 66V67H98ZM147 66V67H146ZM155 66V67H154ZM189 66V62H188V65H187V67ZM0 67H1V64H0ZM95 67H96V70H94L95 69ZM137 67H139L138 69H137ZM178 67H180V68H178ZM154 68V69H153ZM91 69H93V70H91ZM140 69V70H139ZM152 69V70H151ZM168 69H171V67L170 68H168ZM178 70V71H179ZM88 71H90V72H88ZM130 71V72H129ZM185 71V70H184ZM6 72V73H5ZM25 72V71H24ZM92 72V73H91ZM182 72V71H181ZM88 73V74H87ZM122 74V76H121V74ZM16 75V76H15ZM11 76H12V78H11ZM14 76V77H13ZM132 76V77H131ZM134 76V77H133ZM198 76V75H197ZM117 77H119V78H117ZM121 77V78H120ZM136 77V78H135ZM203 78V76H199V77H197V81H196V84H195V86L197 87V86H199V87H203L204 86V84H205V80H206V78H203V80H204V82H203V80H201L202 78ZM200 79V80H199ZM88 81V80H87ZM173 83L172 85H171V83ZM175 82H176V84H175ZM197 82L199 83V82H201V83H199L200 85H197ZM27 83V84H26ZM112 83V84H111ZM169 83H170V85H169ZM14 84V87L12 86ZM32 84V85H31ZM175 84V85H174ZM178 84V85H177ZM19 85V86H18ZM25 85V86H24ZM176 85H177V87H176ZM28 86V87H27ZM135 86V87H134ZM174 87V89H175V91H173L174 89H173V87ZM181 86V85H180ZM24 87V88H23ZM29 87H31L30 89H28V90H26L25 88H29ZM133 87L135 88V91H134V89H133ZM167 87V88H166ZM176 87V88H175ZM11 88V89H10ZM20 88V89H19ZM164 88H166V89H164ZM142 91H141V90ZM172 89V90H171ZM176 89H178V90H176ZM197 90L198 89H200V88H196ZM12 90V91H11ZM24 90H26V91H24ZM168 90V91H167ZM172 92H171V91ZM19 91V92H18ZM30 91V92H29ZM139 91V92H138ZM158 91V90H157ZM166 91V92H165ZM178 92L177 94L176 93H174V92ZM10 92H11V98L10 97H8L9 95H10ZM13 92V93H12ZM29 94H28V93ZM59 92H60V94H59ZM130 92V93H129ZM132 92V93H131ZM136 92V93H135ZM143 92V93H142ZM169 92V93H168ZM33 93V92H32ZM31 93V94H32ZM41 93H42V91H41ZM139 93V94H138ZM148 93H149V95H148ZM168 93V94H167ZM172 93V94H171ZM176 94V95H174V94ZM6 94L8 95L7 97H6ZM14 96H13V95ZM18 94V95H17ZM52 95V96H54L55 97V95ZM65 94V93H64ZM170 95V96H172V98L170 97V96H167V95ZM180 94V93H179ZM61 95V96H60ZM167 96V98H166V96ZM3 96H5V98L3 97ZM24 96V97H25ZM173 96H175V97H173ZM118 97V99H116ZM120 97H122V98H120ZM123 97H125L124 99H123ZM147 97V98H146ZM3 98L5 99V101L3 100ZM8 98V99H7ZM23 98V97H22ZM63 100H62V99ZM120 98V99H119ZM140 98V99H139ZM149 98V100H147ZM62 100V101H60V100ZM109 99H110V101H109ZM122 99H123V101H122ZM167 101L168 99H169V101H167V103L168 104H166V101ZM171 99H174V100H172L171 101ZM175 99H176V101H175ZM179 99V100H178ZM1 100H3V101H1ZM12 100V102L9 104V102ZM58 100V101H57ZM78 100V101H77ZM84 100H86V101H89V102H84V104H83V101ZM112 100V101H111ZM114 100H116V101H114ZM118 100H119V103H117L118 102ZM126 100V101H125ZM147 100V101H146ZM150 100L154 103L153 105L150 103ZM162 100V101H161ZM61 103H60V102ZM69 101V102H68ZM71 101V102H70ZM103 101V102H102ZM114 101V102H113ZM122 101V102H121ZM125 101V102H124ZM129 101V102H128ZM134 101V102H133ZM171 101V102H170ZM182 101V100H181ZM5 102V103H6ZM51 102V101H50ZM63 102H65V104L63 103ZM69 104H68V103ZM111 102H112V104H111ZM121 102V103H120ZM54 103L56 104V106L54 105ZM60 103V104H59ZM87 103H90V104H88L87 105ZM106 103V104H105ZM108 103H109V105H108ZM115 103H116V105H115ZM123 103H126V104H123ZM133 103V104H132ZM141 103V104H140ZM173 103H174V105H173ZM22 104H24V105H22ZM27 104V103H26ZM33 104V105H32ZM36 104V105H35ZM43 104V106L42 107H40L41 105ZM117 104H120L121 106L123 105V107H122V109H121V107H120V105L118 106ZM164 104H166V105H164ZM10 105V106H9ZM13 105V107L14 108H12L11 106ZM60 105V106H59ZM111 105V106H110ZM113 105H114V107H115V109L117 110L118 109V113L120 112V110H119V108L121 109V110H123V111H126V113L125 112H123L122 111V113H123V116L126 114V117H122V119L123 118H125L124 120H126L127 119V117L129 118L128 120L131 122V124H130V122L129 121H125V123H121V121L122 122H124L121 118V120L119 119V115L117 114V112H115L116 110L114 109V107H113ZM125 105V106H124ZM127 105V106H126ZM130 105H132V106H130ZM134 105H135V107H134ZM146 105V106H145ZM147 105H148V108H147ZM179 105V104H178ZM16 106V107H15ZM22 106V107H21ZM49 106H51V107H49ZM59 106V107H58ZM117 106V107H116ZM143 106V107H142ZM149 106H153L154 108H158L157 109V111H156V109L154 110L153 108H151V107H149ZM171 106V107H172ZM25 107V108H24ZM26 107H28V108H31V109H33V110H31V109H29V110H27L28 108H26ZM39 109H43L44 111L42 112V110H39ZM86 107V108H85ZM126 107V108H125ZM133 107H134V109H135V112H134V109H133ZM11 108H12V110H11ZM17 108H19V109H17ZM24 109L23 111H22V109ZM73 108V109H72ZM102 108V109H101ZM131 108V109H130ZM151 108V109H150ZM164 110H163V109ZM174 108V107H173ZM52 109V110H51ZM76 109V110H75ZM159 109H162V110H159ZM20 110V111H19ZM31 110V112H30V115L32 116H30L28 113H29V111ZM37 110V111H36ZM41 111L40 112V116H39V111ZM47 110V111H46ZM51 110V111H50ZM84 110V111H83ZM102 110V111H101ZM107 111V113H103V111ZM115 110V111H114ZM6 111V112H5ZM9 111H11V112H9ZM13 111V112H12ZM34 111H36V113L34 112ZM46 111V112H45ZM65 111V112H64ZM67 111V112H66ZM131 111H133L132 112V114L130 115V112ZM148 111V112H147ZM162 111V112H161ZM16 112V113H17ZM26 112H28L27 114L29 115H27L26 114ZM47 112H49V113H47ZM99 112V113H98ZM44 113V114H43ZM71 113V114H70ZM75 113V114H74ZM85 113V114H84ZM96 113V114H95ZM122 113L120 112V117L122 116ZM128 113V114H127ZM133 113H135V115L137 116V118H136V116H134V114ZM152 113V114H151ZM154 113V114H153ZM156 113V114H155ZM49 114V115H48ZM88 114V115H87ZM93 114H95L96 115V118H95V115H93ZM140 114V117H142V118H139V116L138 115ZM151 114V115H150ZM27 115V116H26ZM70 115V116H69ZM85 115H86V117H85ZM94 116V118L93 117H91V118H89L90 116ZM109 115V116H108ZM129 115V116H128ZM144 115V116H143ZM146 115H148L147 117H146ZM25 117V118H22V117ZM36 116H39V118L37 119V117ZM47 116H49V117H47ZM53 116V117H52ZM89 116V117H88ZM101 116V117H100ZM103 116H105V118L103 117ZM131 116V117H130ZM133 116V117H132ZM11 117V116H10ZM26 117L29 119H26ZM29 117H31V118H29ZM34 117V118H33ZM41 117V118H40ZM56 117H57V120H56ZM60 117V118H59ZM68 117H69V119H68ZM103 117V118H102ZM106 117L108 118H110V119H106ZM7 118V119H6ZM16 118V119H15ZM49 120H48V119ZM55 118V120H54V122L52 121L53 119ZM58 118H59V120H58ZM102 118V119H101ZM135 118V119H134ZM147 118V119H146ZM150 118V121L152 122V123H154V121H155V123L158 121V120H160V119H154V117H153V119L154 120H152ZM18 119V120H17ZM60 119H62V120H60ZM118 119H119V121H118ZM140 119H142V120H140ZM143 119H145L146 121H143ZM162 119H165V118H162ZM8 120V122L6 123V126H4V124H5V122ZM37 120V121H36ZM52 122H51V121ZM106 120V121H105ZM112 120H114V121H116V123L114 122V123H112L113 121ZM134 120L136 121V122H134ZM5 121V122H4ZM11 121V122H10ZM16 121V122H15ZM150 121H148V122H150ZM19 123V125H18V123ZM39 122V123H38ZM89 122V123H88ZM117 122L119 123V124H117ZM129 122V123H128ZM143 122H145V124H143ZM151 122H150V124H151ZM10 123V124H9ZM12 123V124H11ZM15 123H16V125H15ZM39 125H38V124ZM40 123H41V125H40ZM46 123V124H45ZM48 123H49V125H48ZM61 126H60V125ZM116 124L117 125H119L120 127L119 128H115V127H118V126H116ZM120 124H123V125H120ZM130 124V125H129ZM149 124V123H148ZM9 125H11V126H9ZM14 125H15V127H14ZM26 125H28V126H26ZM82 125V126H81ZM126 125V126H125ZM143 125V126H142ZM4 126V127H3ZM9 126V127H8ZM14 128H16V129H14ZM41 126H43V127H41ZM48 126V127H47ZM66 126V127H65ZM73 127L74 128V130H73V128H72V130H71V127ZM75 126V127H74ZM12 127V128H11ZM20 129H19V128ZM22 127H24V128H22ZM38 127V128H37ZM41 127V128H40ZM47 129H46V128ZM51 128V130H52V132L51 131H48V132H50V134H46V132H47V130L49 129L50 130V128ZM70 127V128H69ZM129 129H128V128ZM132 127H133V129H132ZM125 128L126 129H128V131L127 130H125ZM131 128V129H130ZM139 128V129H140ZM17 129H18V131H17ZM40 129H44V130H41L40 131ZM122 129V130H121ZM17 131V132H15V131ZM37 130H39V131H37ZM46 130V131H45ZM56 130V131H55ZM124 130V131H123ZM134 130V132H136ZM45 131V132H44ZM120 131V132H119ZM131 133H130V132ZM23 132V133H22ZM26 132V133H25ZM125 132V133H124ZM14 133H16V134H14ZM31 133V134H30ZM42 133V134H41ZM44 133V134H43ZM129 133V134H128ZM18 134V135H17ZM41 134V136H42V138H43V136H45L46 137V135H48L47 137H46V139H45V137H44V139L42 140V138H41V136H39V135ZM64 134V135H63ZM26 135H28L27 136V138H26ZM31 135H33L36 139L35 140H37V141H35V142H33V143H31L30 142V144H31V149H30V144H28L29 145V147L27 146V145H25L26 144V142L28 143V141L30 140V139H32L33 138V136H31ZM132 135V136H131ZM13 136H15V138H16V136L17 137H19V138H16L17 139V141H19V143H18V145H14V144H17V141H15V138L13 139ZM22 136V137H21ZM29 136L31 137L30 139H29ZM38 136V137H37ZM25 137V138H24ZM131 137H133V138H131ZM3 138L5 139H12L13 141H8V140H3ZM25 140H24V139ZM40 138H41V140L43 141H41L40 140ZM136 138V139H135ZM192 139V141H191V139ZM196 138V139H195ZM134 139V140H133ZM189 139V140H188ZM27 140V141H26ZM44 140H45V142H44ZM89 142H88V141ZM129 140V141H128ZM182 140V141H181ZM186 140L188 141V142H186ZM193 140H195V141H193ZM4 141V142H3ZM8 141V142H7ZM23 141H26V142H24V146L22 145V142ZM86 141V142H85ZM128 141V142H127ZM132 141V142H131ZM164 141H165V143H164ZM9 142H12L13 143V146H15V148L17 149L18 148V146L19 147H21L22 148V152H21V148H18L17 150H16V153H15V148H14V150L12 149L13 148V146H11V144L9 145L8 143ZM16 142V143H15ZM37 142V145H35V143ZM41 144H40V143ZM156 143V144H154L153 145V143ZM168 144H167V143ZM184 142H186V143H184ZM190 142H192V143H190ZM199 142V143H198ZM172 143V144H171ZM183 143V144H182ZM195 143V144H194ZM32 144L33 145H35V146H32ZM134 144H135V146H134ZM138 144V146L136 147V145ZM177 144H178V147H177ZM180 144V145H179ZM185 144H187V145H194L193 147H195V146H198L197 148L195 147V148H193L192 146H191V148H192V150L194 149V151H192L191 149H187L189 152H187L186 150H185V153H183L184 152V149H182L181 147H182V145H185ZM197 144V145H196ZM95 145V146H94ZM118 145H120L121 146V148H120V146H118ZM125 145V146H124ZM164 145V146H163ZM168 145V146H167ZM170 145V146H169ZM200 145V146H199ZM9 146H11V147H9ZM25 146H27V147H25ZM96 146H97V148H96ZM99 146V147H98ZM124 146V147H123ZM146 146V147H145ZM149 148H151V149H149ZM151 146V147H150ZM153 146L155 147V150L153 149ZM162 146L163 147H165L164 149L162 148ZM166 146L168 147V150L166 149ZM174 146H176L177 148H173ZM180 146V147H179ZM104 147V148H103ZM109 147H110V149H109ZM112 147H114V149L115 150H113V148ZM118 147V148H117ZM127 147H129V148H127ZM173 148L172 150H173V152L174 151H177L178 149H180L181 148V150H178L175 154L172 152V150H169V149H171V148ZM8 148H10V150L11 151H13V152H8ZM112 148V149H111ZM125 148V149H124ZM134 148V149H133ZM138 149L139 151L141 150V149H143L141 152H140V154L138 153L139 151L137 150V153H136V149ZM5 149H7L6 151L9 153H7L6 151H5ZM25 149V150H24ZM26 149L27 150H29V151H26ZM99 149V150H98ZM122 149V150H121ZM131 149V150H130ZM132 149L135 151L134 153H136V154H133V151H132ZM147 149V150H146ZM166 151L165 153H164V151ZM196 149V150H195ZM198 149V150H197ZM200 149V150H199ZM65 150V151H64ZM95 150V151H94ZM104 150V151H103ZM114 152H113V151ZM126 150H127V152H126ZM147 152H149V153H147ZM150 150V151H149ZM152 150V151H151ZM156 150H159V151H156ZM18 151V152H17ZM62 151V152H61ZM101 151L104 153H101ZM117 151H119V152H117ZM130 151H132L131 153H130ZM145 151V152H144ZM158 152V154H150V153H153V152ZM161 151V152H160ZM184 154V155H181V152ZM25 152V153H24ZM32 152V153H31ZM96 152V153H95ZM115 152H117V153H115ZM124 153V155H125V157H122V159L123 158H126L125 160H126V162H122L121 161V158L119 157V154H122L123 155V153ZM171 154H170V153ZM180 153V154H178V155H181V159L179 158V156L177 155L176 156V154L177 153ZM193 152V153H192ZM22 153V155H24V157H22V155H20ZM26 153L28 154V155H26ZM74 153V154H73ZM126 153V154H125ZM144 153L146 154L145 156H144ZM162 153V154H161ZM174 154V156H171V155H173ZM188 153H190V154H188V156H187V154ZM9 156H8V155ZM10 154H11V156H10ZM19 155L18 157H15L14 155ZM95 154V156H93ZM102 154V155H101ZM107 154H108V156H107ZM112 154V155H111ZM127 154H131V156H133V157H129L130 155H127ZM133 154V155H132ZM137 154H138V156L139 157H137ZM149 154V155H148ZM163 154H165L166 156L167 155H170V156H168L167 157V160H166V156L165 155H163ZM193 154V155H192ZM61 155V156H60ZM75 155V156H74ZM104 155H106V157L104 156ZM110 155H111V157H110ZM114 155H116V156H114ZM122 155H120V156H122ZM123 155V156H124ZM134 155H136V157L134 156ZM143 155V156H142ZM154 155V156H153ZM156 155V156H155ZM161 155H162V158H160L161 157ZM32 156V157H31ZM39 156V157H38ZM142 156V157H141ZM147 156V157H146ZM154 158H153V157ZM20 157H22V158H20ZM34 157H38L39 158V160H38V158L36 159V158H34ZM97 157V158H96ZM119 158V159H116V158ZM135 157V158H134ZM161 159H159V158ZM165 157V158H164ZM5 158V159H4ZM8 158V159H7ZM90 160H89V159ZM112 158V159H111ZM132 158L134 159V160H132ZM137 158V160L138 159H141V160H138V161H136L135 159ZM171 158V159H170ZM185 158H184V163H182V165L183 164H186L185 163ZM16 159V160H15ZM34 159V160H33ZM156 159V160H155ZM158 159V160H157ZM176 159H178V161H179V163L177 162V160ZM22 160H24L25 162H26V164H24V161H22ZM74 160V161H73ZM75 160H78V161H75ZM93 160V161H92ZM160 160V161H159ZM5 161V162H4ZM16 161V162H15ZM30 161V162H29ZM80 161H82V162H84L83 164H82V162H80ZM87 161V162H86ZM142 161V162H141ZM167 161V162H166ZM22 162V163H21ZM37 162L39 163L40 162V164L42 165V169L43 170H41L39 167H38V165H37ZM92 162V163H91ZM134 162H136V163H134ZM139 162V163H138ZM145 162V163H144ZM161 162V163H160ZM164 162V163H163ZM7 163V164H6ZM166 163V164H165ZM11 164H13V165H11ZM23 166H22V165ZM164 164V165H163ZM168 164V166L170 165L171 167H169L168 168V166H166ZM8 165H10V167H13V168H10ZM40 165V166H41ZM162 165L164 166L163 168H162ZM7 166V167H6ZM25 166V167H24ZM44 166V167H43ZM122 166V167H121ZM128 166H129V168H128ZM2 167V168H1ZM46 167V168H45ZM134 167V168H133ZM139 167V168H138ZM178 169H177V168ZM10 168V169H9ZM16 168V169H15ZM19 170H18V169ZM24 168V169H23ZM37 168V169H36ZM52 168V169H51ZM131 168V169H130ZM141 168V169H140ZM165 168V169H164ZM171 168H173L172 170H169L168 171V169H171ZM4 169L6 170L7 169V172L6 171H4ZM10 171H9V170ZM11 169H13V170H11ZM20 169H22V170H20ZM28 169V170H27ZM38 169H40L39 171H38ZM48 169V170H49ZM143 169V170H142ZM162 169H164V170H166L165 172L164 171H162ZM181 171H180V170ZM183 169H185V170H183ZM3 170V171H2ZM15 170V171H14ZM18 170V171H17ZM25 170V171H24ZM37 170V172H34V171H36ZM120 170V171H119ZM139 170V171H138ZM160 170L163 172V174L162 175H164L165 177H167V180H166V178H164V180H163V178L162 177H164V176H162V177H160L161 176V174H160ZM176 170H178V171H176ZM263 172L262 173H264V166H263ZM8 171H9V173L11 174H9L8 173ZM22 171H24L25 172V175H27L26 177L28 178V179H25L24 181H22L21 182V180L22 179H20L21 177L20 176H22V174H23V172ZM33 171V172H32ZM54 171V172H53ZM98 171V170H97ZM100 171V170H99ZM98 171V172H99ZM123 171V172H122ZM171 171V172H170ZM18 172H20V173H22V174H20L19 175V173ZM30 172H32V173H30ZM53 172V173H52ZM58 172V173H57ZM175 173V178L173 177V174ZM181 172V173H180ZM6 173V174H5ZM18 174V180H16L17 179V177H16V174ZM27 173H29V174H32V176L31 175H28ZM35 173V174H34ZM51 173V174H50ZM62 173H64V175L62 174ZM145 173H146V175L148 176V180L146 179L147 178V176H145ZM173 173V174H172ZM13 174V175H12ZM14 174H15V176H14ZM118 174V175H117ZM132 174H134V176L132 175ZM139 174V175H138ZM5 175V176H4ZM24 175V176H25ZM50 175H51V177H50ZM63 175V176H62ZM127 175V176H126ZM138 175V176H137ZM158 175H160V176H158ZM184 175V174H183ZM48 176V177H47ZM57 176V177H56ZM157 176H158V178H157ZM4 177V178H3ZM25 177V178H26ZM59 177V178H58ZM65 177H67V179L65 178ZM98 177L99 178H101L102 176H101V172H99L98 173ZM130 177V178H129ZM133 177H134V179H133ZM32 180V181H28V180H30V179ZM56 178H57V180H56ZM136 178V179H135ZM141 179V180H139V179ZM150 178V179H149ZM162 180H161V179ZM174 178V179H173ZM20 179V180H19ZM47 179H49V180H47ZM64 179H66V180H64ZM148 181V183H147V181ZM151 179H153V183H152V181H151ZM156 179V180H155ZM158 179V180H157ZM55 180V181H54ZM64 180V181H63ZM70 180V178L68 179V181ZM137 180V181H136ZM143 180H145L144 182H146L145 184L142 182ZM169 181L168 183L167 182H164V181ZM13 181H15V182H13ZM17 181H20V182H17ZM68 181L66 182V183H68ZM139 181V182H138ZM150 181V182H149ZM156 181H162V182H164V184L162 183V182H156ZM177 181H179L178 183L179 184H181L182 182L184 183H182V185H179V184H174V182L175 183H177ZM23 182L26 184V186H28V187H26V186H24L25 184H23ZM52 182V183H51ZM115 183H116V181H114ZM133 182V183H132ZM136 182V183H135ZM138 182V183H137ZM140 182H142V183H140ZM155 182V183H154ZM6 183L7 184H9V186L8 185H6ZM135 183V184H134ZM152 184V188H150L151 187V184ZM156 183H158L157 185H154V184H156ZM173 183V184H172ZM129 186H128V185ZM138 184H140V185H138ZM142 184V185H141ZM146 184H147V186H148V184H150V186H146ZM161 184V185H160ZM167 184V185H166ZM168 184H169V186L171 187L172 186V188L170 189V187L168 186ZM8 186V187H10V185H11V187L12 186H14L15 188V190L14 189H11V188H8V187H6V186ZM143 185H145V186H143ZM159 185V186H158ZM162 185H164V186H162ZM174 185V186H173ZM3 186L5 187V189L8 191V190H10V191H13L14 193H15V191H16V193H18V192H21L20 194L18 193V194H12L10 191H8V192H6V190L3 188ZM30 186V187H29ZM115 186V187H114ZM127 186V187H126ZM153 186L155 187V186H157L156 187V189L158 188V189H160V187L161 188H163V189H160V190H156L155 188H153ZM165 186H166V189H165ZM178 186H179V188H178ZM181 186H184L183 188H181ZM1 187L4 189V191H3V189H2V191H1ZM16 187H17V189H18V191H17V189H16ZM124 187V188H123ZM168 187V188H167ZM176 189H175V188ZM13 188V187H12ZM48 188V187H47ZM46 188V189H47ZM64 188H65V190H64ZM70 188V189H69ZM114 188V189H113ZM142 188V189H141ZM146 188H148V189H146ZM179 189V191H180V193H179V191H178V189ZM66 189H67V191H66ZM116 189V190H115ZM124 189V190H123ZM143 189H145V191L143 190ZM181 189V190H180ZM40 190V191H39ZM42 190V191H41ZM121 190V191H120ZM123 190V191H122ZM142 190V191H141ZM147 190V191H146ZM150 190H152V191H150ZM167 192H166V191ZM174 190V191H173ZM46 191V192H45ZM69 191V192H68ZM127 191V192H126ZM148 191H150V192H148ZM160 191V192H159ZM171 191V192H170ZM177 191V192H176ZM10 192V193H9ZM33 192V193H32ZM40 192H42V194L40 193ZM118 192V193H117ZM124 192V193H123ZM131 192V194H132V191H130ZM142 192H144L143 194H144V196H143V194H142ZM148 192V193H147ZM154 192V193H153ZM164 194H163V193ZM4 193V194H3ZM45 193V194H44ZM60 193H63V194H60ZM67 193H68V195H67ZM121 193H122V195H124L125 194V196H123L122 197V195H121ZM155 193H156V195H155ZM33 194V195H32ZM117 194V195H116ZM158 194V195H157ZM159 194H160V196H159ZM180 194V195H179ZM17 195V196H16ZM24 195V196H23ZM44 195V198L42 197ZM47 195H49L48 197H47ZM61 195V196H60ZM130 195V196H129ZM145 195H147V196H145ZM152 195H154V196H152ZM20 196V197H19ZM28 196H29V198H28ZM57 196V197H56ZM129 196V197H128ZM164 196V197H163ZM175 196V197H174ZM179 196V197H178ZM182 196V197H181ZM14 197V198H13ZM21 197H22V199H21ZM40 197H42V199L40 198ZM45 197H47V198H49V199H45ZM145 197V198H144ZM147 197H150L151 199H157L156 201H153V200H151V199H147ZM261 196H259V197H256V199L258 200L256 203H257V205H256V208H255V210H254V212H253V216L254 217H260V215H261V213H262V211L264 210L263 208H264V206L263 205H260V202H262V201H259L261 198L263 199V196L260 198ZM8 198V199H7ZM10 198V199H9ZM21 200H20V199ZM25 199V201H28V199L30 200L29 202L31 203V200H32V203L31 204H33L32 205V207H33V209L32 208H28V210L27 209H24V207H23V205H22V202L21 201H23L24 199ZM31 198H33V199H31ZM39 198V199H38ZM68 198V199H67ZM141 198H140V200H141ZM182 199V201H181V199ZM210 198V197H209ZM209 198H208V200H209ZM212 198V197H211ZM211 198H210V200L207 202V206H206V209H208V207L210 208L209 210H208V212H209V214H210V211H211V215H213V214H216V216L215 215H213V217L216 219V221H217V224L219 225L218 227L219 228H223V230L222 231H224L225 232V230H226V232L228 231L227 230V227L229 226L227 223H229L226 219H227V217H228V214H229V217L231 218L232 217V215L230 214V212H234L233 211V209L237 206V204H236V200H235V198H232V197H228L229 199L230 198H232L231 200H230V204H227V203H229V199L228 198H225V199H223V200H220V198H219V200L221 201H219L218 203H217V197H215V200H214V198L212 199V201H211ZM15 199V200H14ZM19 199V201H20V203H21V205H22V207H23V209L25 210V212L24 213H21L22 212V208H21V205H20V203H17V202H19V201H17ZM40 199L42 200V201H40ZM45 199V200H44ZM53 199H55V200H53ZM89 199H92V200H90L89 201ZM163 199H164V201H163ZM178 199H180V200H178ZM37 200H38V202H37ZM49 200V201H48ZM59 200V201H58ZM79 200V201H78ZM82 200V201H81ZM115 201H117L116 199H114ZM141 200V201H142ZM149 200V201H148ZM159 200V201H158ZM225 200V201H224ZM235 200V202H231V201H234ZM264 200V199H263ZM9 201H12V203H14V204H12L11 202L9 203ZM39 201L41 202V204H42V206H43V204L45 203V201L47 202V203H45L44 204V208H41L42 206H41V204H39ZM151 201H153V202H151ZM213 201H215L216 202V204L217 205H214L213 204ZM228 201V202H227ZM24 202V201H23ZM35 202V203H34ZM43 202V203H42ZM65 202V203H64ZM92 204H91V203ZM146 202V203H145ZM151 202V203H150ZM155 202V203H154ZM158 202H160L159 204H158ZM166 202V203H165ZM170 202V203H169ZM172 202V203H171ZM211 202V203H210ZM224 202H225V204H224ZM38 203V206H41V207H39V209H38V206L36 207L35 205ZM58 203V204H57ZM90 205H89V204ZM93 203H94V205L95 206H93ZM99 205H97V204ZM117 203V202H116ZM146 205H148V206H146ZM154 203V204H153ZM157 203V204H156ZM168 203V204H167ZM208 203H210V204H212V206L210 205V204H208ZM221 203V204H220ZM234 203V205L233 206H231L232 204ZM263 203H264V201H263ZM263 203H261V204H263ZM49 204H51V205H55V206H50ZM65 205V207H63V205ZM152 204V205H151ZM156 204V205H155ZM164 204H166V205H164ZM218 204H220V207H219V205ZM259 204V205H258ZM15 205V206H14ZM16 205L18 206V207H16ZM58 205V206H57ZM62 206V207H60V206ZM120 205V204H119ZM118 205V207L120 208V209H123L124 211H125V209H126V211L124 212V211H121L120 213H121V215H120V217L122 218V216H123V218H125V217H128L127 215H126V213L128 214V215H130L131 213H130V206H126V205H120L119 206ZM145 205V206H144ZM155 205V206H154ZM159 205V206H158ZM168 205V206H167ZM171 205H172V207H171ZM173 205H175V207H173ZM209 205V206H208ZM222 205H223V207H222ZM227 205V206H226ZM229 205V206H228ZM150 206V207H149ZM216 206V207H215ZM217 206H218V212H216V210L215 209H217ZM259 206H261V207H259ZM262 206H263V208H262ZM13 207V209H14V207L16 208V209H14V214L12 213V210L13 209H11ZM35 207V208H34ZM48 207H49V209H48ZM50 207H52L51 209H50ZM56 209H54V208ZM58 207H60L61 208V210H59L60 208H58ZM123 207V208H122ZM130 207V208H129ZM142 207H144V208H142ZM168 207V208H167ZM181 209H180V208ZM231 207H233V209L231 208ZM17 208H19L18 210H17ZM20 208H21V211H20ZM173 208H176V209H173ZM214 209V211H213V209ZM220 208V209H219ZM222 208V209H221ZM226 208H229V210L228 209H226ZM11 209V210H10ZM37 209V210H36ZM100 209V210H99ZM127 209H129V210H127ZM171 209H172V212H171ZM178 209H180L179 211H178ZM184 209V208H183ZM225 209H226V211H225ZM260 209H262V210H260ZM9 210V211H8ZM18 211L19 213H21V214H19L18 212H16V211ZM23 210V211H24ZM33 210V211H32ZM34 210H36L35 212H34ZM152 210H151V212H152ZM156 210V211H155ZM220 210H221V212H220ZM222 210H224L225 211V213H226V215H225V213H224V211L222 212ZM227 210H228V213H227ZM257 210V211H256ZM26 211H28V212H26ZM58 211V212H57ZM63 212V213H61V212ZM102 211H104V212H102ZM255 211H256V213H255ZM261 213H260V212ZM33 212H34V214H33ZM37 212V213H36ZM52 212V213H51ZM54 212V213H53ZM89 212V213H90ZM129 212V213H128ZM212 212H214L213 214H212ZM12 215V217H11V215ZM27 213V214H26ZM30 213V214H31ZM49 213H51V214H49ZM65 213V214H64ZM68 213V214H67ZM108 214V215H106V216H104L105 214ZM160 213V212H159ZM220 213V214H219ZM223 213V214H222ZM257 213H259V214H257ZM19 214V215H18ZM24 214V215H23ZM58 214V215H57ZM182 214V213H181ZM222 214V215H221ZM256 214V215H255ZM5 215V216H4ZM21 215H23L22 217H20ZM34 215V216H33ZM46 215H48L49 217H50V219H48V216H47V218L45 219V217H46ZM114 215V216H113ZM219 215H221V216H218ZM259 215V216H258ZM9 216V217H8ZM17 216H19V217H17ZM45 216V217H44ZM51 216L53 217V218H51ZM125 216V217H124ZM44 217V218H43ZM82 217V216H81ZM105 217V218H104ZM212 217V218H213ZM224 217V218H223ZM19 218H22V220L21 219H19ZM84 218H86V219H84ZM91 218V219H90ZM95 218V219H94ZM105 219V220H103V219ZM213 218V219H214ZM233 218V217H232ZM256 218V219H257ZM32 219H34V220H32ZM36 219V220H35ZM45 219V220H44ZM84 219V220H83ZM102 219V221H100V223H99V221L98 220H101ZM110 219V218H109ZM143 219H145V218H143ZM220 219V220H219ZM221 219L223 220L222 222L223 223H220L221 222ZM1 219H0V221H2ZM18 220V221H17ZM21 220V221H20ZM47 220V221H46ZM49 220H50V222H49ZM51 220H53V223H55V224H53L52 223V221ZM56 222H55V221ZM62 220V221H61ZM81 220H83V221H81ZM86 220V221H85ZM87 220H94V222L97 220L98 222V225L96 224V223H94V222H92V221H87ZM168 220H170V219H168ZM224 220H225V222H226V224H225V222H224ZM16 221H17V223H16ZM20 221V222H19ZM43 221V222H42ZM61 221V222H60ZM220 221V222H219ZM257 221H258V219H257ZM8 222V223H9ZM38 222V223H37ZM82 222H84L85 223V225L83 226V223ZM89 223V225H90V227H89V225H87L86 226V223ZM170 222H172V220H170ZM214 222H215V220H214ZM35 223H37L38 225H39V223H40V225L38 226V225H36ZM51 223H52V225H51ZM64 223V224H65ZM95 225H94V224ZM105 223V224H106ZM151 222H149L148 224H150ZM216 223V222H215ZM12 223H10V227H12V226H14ZM42 224V225H41ZM45 224H49L48 226H52V228L51 227H49L50 229H51V233L48 231V230H44V228H48V226H44ZM160 224V223H159ZM220 224H223V225H220ZM36 225V226H35ZM66 225V224H65ZM93 226V230H94V232H95V230L96 231H100V232H98V233H92L93 232V230L91 231V227ZM110 225H113V223H110ZM152 225H157L155 222H152ZM225 225V226H224ZM42 226H44V228L42 227ZM96 226V227H95ZM98 226L101 228V229H97L98 228ZM222 226V227H221ZM36 229H35V228ZM42 229H41V228ZM89 227V228H88ZM69 228V227H68ZM96 228V229H95ZM224 228H226V229H224ZM229 228V227H228ZM110 229V228H109ZM66 230V229H65ZM70 230H73V228L71 227L70 228ZM53 232V233H52ZM65 232H67V230L65 231ZM145 232H147V231H145ZM144 232V234H145V237L146 236H148V237H144L143 238V240L142 241H144V242H147L148 244H149V247H150V242L151 241H145V239L147 240H149L150 239V235L148 234V235H146L147 233H145ZM225 232V233H226ZM86 233V232H85ZM139 235V239H140V235H143V232L140 234V232L138 233V231H136V232H134L133 234H132V240L133 241H135V243H137V242H139V243H137V245L139 246V248L141 249V248H144V246H145V250L147 249L146 248V246L148 245L147 243H146V245H145V243L143 244V243H141L142 241L141 240H139V239H137L136 238V235L137 234ZM159 233V232H158ZM158 233L156 234V237L154 238L155 239V243H153V244H151L152 246H151V248L152 247H155V248H148L146 251H144L143 249H141L142 250V252L144 253V254H146V252H147V254H146V256L148 255V253L149 252H151V250L152 251H154V250H157L158 248V250H160V242H161V238L160 239H158L157 238V236H159V237H162V235H160V233H159V235H158ZM41 234V235H40ZM42 234H43V236H42ZM52 235V237H51V235ZM92 234H97V235H93V238H92ZM134 234H136V235H134ZM48 235V236H47ZM138 235H137V237H138ZM225 235V234H224ZM42 236V237H41ZM50 236V237H49ZM53 236H55V238H57V240L59 239V241L57 242L55 239H54V237ZM102 237L101 239H100V241H98V242H96L97 240H99L98 239V237ZM135 236V237H134ZM9 237L10 238H12L13 239V237L15 238V235H13V236H11V235H9ZM49 237V238H48ZM95 237H97L96 239H94ZM122 237V238H121ZM151 237H152V235H151ZM135 238L137 239V240H139V241H137V240H135ZM202 238H203V244H202ZM198 237L197 239H198V241H199V243L200 244H202L203 246H204V244H205V248H206V250H205V248L202 246V245H200L199 243L196 245L195 243V245L196 246H194V247H192V245H191V249L188 247V242H184L183 240L180 242V245H178V247L176 246L177 244H175V245H171V244H166V248L167 249H169V248H171V247H167V246H173V248H174V250L176 251V252H183V253H181V254H188V252L186 253V251H187V249L189 248V250H193V251H197L198 253H196L197 255H199V258H201V255H203L202 256V258L201 259H205L203 262H201L202 260H200V263L201 264H208V263H210V264H222V263H224V264H238L239 262H237L238 261V259H234V261H232L233 259H227L226 258V256H224V255H226L227 253H226V251L223 249V248H220L222 251H223V253H222V251L221 250H219V247H221V245H223L222 244V242H224V241H228V239L226 238V235L224 236V238H222L221 240L219 239V240H214V239H210V238H208V237ZM207 238V239H206ZM221 238V237H220ZM39 239V238H38ZM51 239V240H50ZM54 239V240H53ZM105 239V240H104ZM110 240V243H109V240ZM120 239H124V240H120ZM128 239V238H127ZM141 239H142V237H141ZM154 239H153V242H154ZM156 239H157V241H156ZM200 239V240H199ZM210 239V243L212 244H209V242H208V240ZM116 240V241H115ZM129 240V239H128ZM131 240V239H130ZM159 240H160V242H159ZM108 241V242H107ZM115 241V242H114ZM213 243H217V244H220V245H218V250L219 251H221V253L216 249V248H214V246L216 245V244H213ZM215 241V242H214ZM95 242H96V245H95ZM127 242V241H126ZM208 242V243H207ZM219 242V243H218ZM221 242V243H220ZM225 242V243H226ZM54 243H56L55 245L56 246H54ZM57 243H58V245H57ZM103 243H104V247L102 246L103 245ZM140 243H141V246H143V247H141L140 246ZM157 243V244H156ZM185 243H186V245H185ZM60 244V245H59ZM73 244H75V242L73 243ZM109 246L110 244V246L108 247L107 245ZM143 244V245H142ZM156 244V245H155ZM207 244V245H206ZM209 244V245H208ZM17 245V244H16ZM16 245H11V246H15L16 247ZM95 245V246H94ZM135 245V244H134ZM190 245V244H189ZM199 245H200V249L203 247L204 248V250H203V248L201 249V251H203L202 253H201V251L200 250H198L199 249ZM214 245V246H213ZM105 246H107V247H105ZM158 246V247H157ZM183 248H182V247ZM187 248H186V247ZM198 246V247H197ZM202 246V247H201ZM209 246H210V249H209ZM52 247H53V250H51L52 249ZM103 247V248H102ZM112 247V248H111ZM215 249V250H217L218 251V254L220 253V254H223V255H220L219 254V256H218V254H217V251H215L213 248ZM215 247H217V246H215ZM56 248H58V249H56ZM102 248V249H101ZM107 248V249H106ZM110 248V249H109ZM138 248V249H139ZM179 248V249H178ZM184 249L183 251H182V249ZM20 250V247H19V245H17V247L14 249V252H16L17 253V250ZM81 249H83V250H81ZM94 249V250H93ZM112 249V250H111ZM154 249V250H153ZM177 249V250H176ZM181 249V250H180ZM212 249V250H211ZM16 250V251H15ZM96 250V251H95ZM107 250V251H108ZM111 250V251H110ZM148 250H150V251H148ZM209 250V251H208ZM215 252H214V251ZM84 251V252H83ZM206 251V252H205ZM208 251V252H207ZM264 250L263 249H260V248H258V250L256 251V253L257 252H259L257 255L258 256H262V259H247V260H245L244 259V262L241 260V259H239V260H241L242 262H240L241 264H260L261 263V261H262V263L264 262V258H263V255H264V252H263ZM21 251H19V253H20ZM99 252V251H98ZM210 252V253H209ZM213 252V253H212ZM19 253H17V254H19ZM58 255H57V254ZM95 253V254H94ZM200 253V254H199ZM207 253V254H206ZM214 253H216L215 255H214ZM225 253V254H224ZM52 254H55L56 255V258H55V255H52ZM75 254L76 255H78V252L76 251L75 252ZM94 254V255H93ZM206 254V256L207 257H209V258H206L204 255ZM209 254V255H208ZM213 254V255H212ZM20 255V254H19ZM61 255H62V257H61ZM80 255H78V256H80ZM210 255H212V256H210ZM54 256V257H53ZM63 258V256L65 257L64 259H62L61 260V258ZM94 256V257H93ZM213 256L216 258V259H213ZM216 256H218V257H216ZM17 257V256H16ZM81 257V256H80ZM84 257V256H83ZM90 259H92L91 257H90V255L88 256ZM87 257V258H88ZM221 257H222V260H221ZM225 257V258H224ZM58 258H59V260H58ZM115 258V257H114ZM214 260H212V259ZM67 261H66V260ZM90 259H87L86 260V257H85V259L84 260H86V262L84 261H81L80 259H78V263L80 264H89V261L88 260H90ZM211 260V261H208V260ZM219 259V260H218ZM223 259H226V261L225 260H223ZM14 261L15 260H17V259H13ZM21 261H24L23 259H20ZM51 260V261H50ZM57 260V261H56ZM81 262H80V261ZM93 260L94 259H92V260H90L91 262V264H92V262H93ZM95 260H96V258H95ZM102 260V259H101ZM106 260V259H105ZM109 260V259H108ZM112 260H113V262H118V264H120L119 262L120 261H122L123 259H115L116 261H114V259L112 258ZM120 260V261H119ZM125 260V259H124ZM130 260V259H129ZM129 260H125L126 261V263H128V261ZM150 260H152V259H150ZM150 260H148L149 262H151V263H148V261L146 262L147 264H152L154 261L152 260V261H150ZM206 260H207V262H206ZM217 260V261H216ZM220 260L222 261V262H220ZM227 260H229V262L227 261ZM235 260H237V261H235ZM252 260V261H251ZM18 261V260H17ZM98 261H100L98 258H97V263H99ZM107 261V260H106ZM220 263H219V262ZM231 261V262H230ZM250 261V262H249ZM258 261V262H257ZM16 262V261H15ZM15 262H13L12 264H15ZM95 262V261H94ZM93 262V264H95ZM112 262V263H113ZM117 262L115 263V264H117ZM212 262V263H211ZM215 262V263H214ZM226 262V263H225ZM237 262V263H236ZM246 262H248V263H246ZM252 262V263H251ZM260 262V263H259ZM28 263V262H27ZM261 263V264H262ZM1 264V263H0ZM16 264H19L18 262L16 263ZM23 264V263H22ZM109 264V263H108ZM110 264H111V262H110ZM121 264H123V263H121ZM124 264H125V262H124Z\"/></svg>",
    "mask_w": 264,
    "mask_h": 264
}]
</instances>
